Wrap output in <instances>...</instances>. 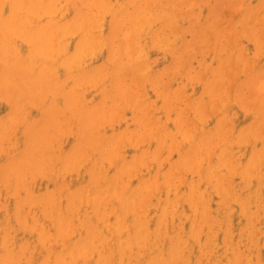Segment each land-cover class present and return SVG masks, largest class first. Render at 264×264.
I'll list each match as a JSON object with an SVG mask.
<instances>
[{
    "label": "rangeland",
    "instance_id": "1",
    "mask_svg": "<svg viewBox=\"0 0 264 264\" xmlns=\"http://www.w3.org/2000/svg\"><path fill=\"white\" fill-rule=\"evenodd\" d=\"M97 1H99V2H97ZM0 2H2V5H1V3H0V5L3 8V9L0 8V11H1L0 12V26H1V28H0V32H1L0 33V42H1L0 52L4 51V48L8 49V47H9L8 50L5 49L4 52L0 53L1 54L0 55V68H1L0 69L1 70V72H0V87L2 86L0 88V109H1L0 110V137H1V139H0V144H1L0 145V151H1L0 152V154H1L0 155V165H1L0 171L3 168H5V169H3L5 171V172L3 171L4 173L2 171H1L2 173L0 172L1 173L0 174V216H1L0 218H2V219L4 218L3 220L2 219L0 220V239H1L0 240V244H1L0 245V248H1L0 249V264L2 262H4L5 260H6L5 263H2V264H8V263L14 264V261H15V264H19V263L24 264V261L26 260V258H27V260H26L27 262L25 261V264H27L31 257H32V259H30V262H29L30 264H43L47 260H48V262H46L45 264H52V262L53 263L56 262L57 264H62L63 263L62 261L64 259H65L64 260L65 262L63 264H71L72 262H73L72 264H75L77 261H78L77 264H79V263L83 264V261H84L83 258L86 260V261H84V264H89V263L94 264V262L96 261V260L94 261V258L96 259L98 257L99 258L97 259V262H95V264L96 263L102 264V262H104L103 260H105L107 258V256L109 258H107L105 260L106 264L107 263L108 264H116V263H119V261H121L119 264H123V263L124 264H145V262H146V264H152V263L160 264V261H162V264L163 263L164 264H166V263L172 264L173 261H175V262H173V264H182V263L183 264H196L198 261H201L202 259H203L201 261L202 263L199 262L197 264H205V263L207 264L210 259L212 260V258H213V261L210 260L209 264H222V263L226 264V262H227V264L228 263L240 264L242 262H243V264H244V262L246 264H250L251 262H252V264H264V262H263L264 261V240H263V243L261 242L262 236L264 237V230H262V229H264V219H263L264 218V171H263L264 170V131H263V128H264V126H263L264 125V85H262V84H264V83H262L264 80V31H263L264 30V28H263L264 27V13H263L264 12V0H136V1L135 0H107V2H105V0L104 1L103 0H96V1L95 0L94 1L93 0H87V1L86 0H26V1L23 0V2H26V3H23L22 4L23 8L21 7L18 10H13L12 7H14V3L17 4L19 2V0H1ZM54 2H55V6H53ZM72 2H75L76 4L72 3ZM85 2H86V4H85ZM88 2H91V3H88ZM96 2L99 5L95 4ZM102 2L106 4V5L104 4L106 7L109 5L108 7H110V8H108V7H107V9H106V7L103 8L104 6L102 7V4H103ZM81 4H83V5H81ZM74 5H75V8H74ZM84 6L86 8H84ZM97 6H99V8ZM32 7H34V8H32ZM47 7L49 9H47ZM71 7H73V9ZM101 7L103 9H101ZM44 8H45V12H47L46 15H45V12L43 10ZM76 8L78 9L79 12L77 11ZM74 9H76V10L73 11ZM136 9H137V12H136ZM36 10H38L40 12L42 10L43 11H42V13H40L38 11L36 12ZM120 10H122L123 12H121ZM52 11L53 12L55 11L57 14L54 13L55 15L53 16ZM190 11L192 14L189 13ZM80 12L81 13L83 12V15ZM86 12H87V14H86ZM165 12H166V14H165ZM173 12H174V14H176V16L173 14ZM29 13L31 14V16L33 15V17L29 16L30 15ZM48 14H51L52 17L49 16ZM79 14H81V16ZM139 14H142V15H139ZM1 15H2V17H1ZM6 15H7V17H6ZM36 15H39L41 17L36 16ZM87 15H89L92 20H90L89 16L82 18V17L87 16ZM117 15H119L118 16L119 18H117ZM141 16H142V18L143 17L145 18L144 21H143V19L141 20ZM171 16L173 17V20H172ZM30 17H31L30 20H33L32 21L33 24L30 20H28ZM37 17H39V18H37ZM61 17H62L63 21L61 20ZM73 17H74V19L75 18L76 19L74 20ZM114 17H116V18H114ZM5 18H6V20H4ZM13 18H16L17 20L14 21L13 23H11V20ZM35 18H37V19H35ZM88 18L90 21L88 20ZM101 18H103V19L101 20ZM139 18H140L141 22H143L142 26L139 24V22H140ZM153 18H156V20ZM70 19H72V20H70ZM79 19L81 20V22ZM83 19L86 21H89L90 25L87 22H85ZM95 19L98 22L94 25V23L96 22ZM99 19H100V22H99ZM135 19H136V23H134ZM112 20L113 21L116 20V21L112 22ZM29 21H30V23H29ZM77 21H79V22H77ZM82 21H84L86 23V25H84L85 23L83 24ZM101 21H103V22H101ZM130 21H131V23H129ZM21 22H23V28L19 29L17 25H18V23H21ZM38 22H39V24H38ZM6 23H7V25H6ZM77 23H79V26H76V25H78ZM112 23H115V24L117 23L116 25H118L119 27L113 26L114 29L116 27V30H112L113 29V27L111 28ZM127 23H129L130 25H127ZM25 24H27V25L24 28ZM34 25L38 29H42V30H43V28L46 29V32L48 33V35H46V39L51 40L50 43H52V45H54V46L56 45L55 49L56 48L58 49V45H62L63 47L61 46L59 48L62 49L61 50L62 53L66 52L65 54L64 53L63 54L66 55V57L68 56V59L69 58L73 59L74 56L71 57L72 54L75 55L77 53H80L79 55L77 54L73 59L76 61V64H75V61H72V60H71L72 61V63H71L70 59L68 62L70 64H68L67 62H66V64L63 62L64 63L63 64L61 62V60H63V59H59L58 52L56 53V55L50 54V55H48V57H44L43 53L40 52V49H41L40 46L43 45L42 38H41V36L33 35V32H32V30H35L33 28H36ZM88 25H89V27L91 26V28L93 26L96 27V28H92V29L89 28V30L92 31L93 29H95L96 31L95 30H93V31L95 33L97 32L96 34H98V36H99V38H97L98 36L96 35L97 36L96 39H102L103 41L97 40V41H100L98 43L97 41H94L95 39L91 40L94 38V36L92 35L94 33H91L88 31ZM123 25H127L126 29L131 30L130 32H129V30H126L129 32V34H126L125 30H123L126 27V26L123 27ZM27 26L28 27L31 26V27L28 29ZM129 26H130V28H128ZM138 26H140L141 28L139 29ZM51 27H53L52 30H51ZM61 27H62V29H61ZM98 27L103 28V29H100ZM55 28H57V30ZM73 28H75V29H73ZM24 29L29 30V31H27L26 34H28V33L31 34V35H28V38L31 36L33 39L35 38L38 41L32 42V44H29L28 43L29 39L27 38V36L26 37L24 36V34H25ZM59 29H60V31H59ZM99 29L101 30V32ZM15 30H16V32H15ZM62 30H63V32H62ZM138 30H139V32H138ZM5 31H6V33L11 32L10 36L8 35L9 38H7L8 37L7 34H5V37H3V35H4L3 33H5ZM13 31H14V33H13ZM30 31H31V33H30ZM51 31H52V33L50 34ZM74 31H76V32H74ZM111 31H113V33ZM120 31H122V32L124 31L123 32L124 34L121 33ZM133 31H135V32H133ZM23 32H24V34H23ZM110 32L112 34H110ZM257 32L258 33L260 32V33L258 34ZM56 33H58V34L55 35ZM60 33H61V36H60ZM108 33H109V35H108ZM132 33L134 35H131L130 37H128ZM66 34H67V36H66ZM82 34L84 35L83 36L84 39L81 37L82 42H80L81 40L79 41L81 43V45H80L78 42V38L80 39L79 36H82ZM90 34H91V36H90ZM137 34H138V37H136ZM52 35H54V36L51 37ZM72 35L73 36L76 35V36L73 37ZM119 35H121V36L123 35V36L120 37ZM259 35H260V37H259ZM48 36H49V38H48ZM124 36H126V37H124ZM59 37H61L62 39ZM1 38H3V39L1 40ZM52 38H54V39H52ZM130 38H132V39L130 40ZM118 39H120V40H118ZM90 40H91L92 44L97 42L98 45H97V43H95L96 45L95 44L92 45L89 42ZM127 40L129 42L131 41V43H129ZM60 41H62L61 44H60ZM71 41H73V42H71ZM107 41H108V43L105 44V42H107ZM109 41H110V46H111L110 49L112 50V52H114L113 55L111 54L112 52H108L111 50H107V49H109ZM67 42H68V44H67ZM122 43H126V46L124 45L125 48L120 45ZM35 44H38L37 47H35L36 46ZM67 45H70V46L67 47ZM78 45H80V46L77 47ZM127 45L128 46L130 45L131 49L127 50L126 49V47H128ZM24 46H25V48H24ZM86 46H87V49L88 48H92V49H88L89 50L88 51L85 49ZM2 48H3V50H1ZM22 48H23V50H22ZM82 48H84V49L82 50ZM11 49H13V50H11ZM31 49H33L32 54L30 56H27ZM70 49L72 52L69 51ZM77 49H79V50H77ZM123 49H124V51L127 50V53L124 52V53H126V56H125V54L122 55ZM85 50H86V53H85ZM10 51H12V52L10 53ZM115 51H117V52H115ZM92 52L94 53L95 57L91 55ZM95 53H96V55H95ZM6 54H8V55L6 56ZM86 54H88V55H86ZM110 54L112 55L113 58L111 57ZM107 55L110 57H108ZM10 56H13V57H10ZM50 56H52V57H50ZM54 56L55 57L58 56V58L56 57L58 60ZM9 57L11 58V60ZM38 57H39V59H38ZM35 58H36V60H35ZM54 58L57 60L56 62H54L55 61ZM110 58H112V59H110ZM122 58H124V59L126 58V60H124V63H123V61H121ZM77 59H79L80 62H78ZM116 59H118V60H116ZM47 60H48V62H47ZM119 61H120V63H119ZM33 62H35V63H33ZM49 62L50 63L54 62L56 65L54 63L48 64ZM115 62H117V64ZM157 62H158V64H157ZM84 63L87 66H85ZM37 64H39V65H37ZM89 64H90V67H89ZM99 64H100V66H103V67L100 68ZM32 65H33L34 69L32 68ZM50 65L51 66L53 65L52 68L54 67L55 70H52ZM68 65L73 67L71 69L73 71H68L71 68ZM160 65H162V66L159 67ZM35 66H36V69H35ZM47 66H48V70L51 71L50 73H48L49 77H50L49 74H51L53 72L54 73L52 75H54V77L55 76H59V77H57V78L52 77L51 78L53 85L49 86V88H47V87L44 88L46 91L45 93H48V95H46V97H45L44 89H42V88L45 87V85L48 82L45 81V77H47V75H45L43 77L44 71L42 72V70H44ZM56 66H58V68ZM80 66H81V68H80ZM95 66H98V70L100 69L99 72L97 70L98 75H94V73L97 69V68H95ZM107 66H108V68H107ZM86 67L87 68L89 67V69H87ZM109 67L114 68V69L110 68V71L112 74L109 72V70H107V69H109ZM90 68H91V71H90ZM75 69H77V70L75 71ZM82 69H85V70H82ZM102 69L105 72H103ZM126 69H127V71H126ZM129 69H132V70L129 71ZM153 69L155 71H157L154 73L156 75L154 77L152 75ZM31 70L33 72H31ZM79 70H81L82 72ZM143 70L145 72L142 73ZM158 70H161V71L159 72ZM28 71H29V73L30 72L32 73V75L30 73V75H31L30 78L26 77V75L29 74ZM86 71H87V73H86ZM107 71H108V73L106 74ZM131 71L132 72L135 71L133 74H135L136 76L131 75V73H132ZM21 72L23 75H25V72H26V75H25L26 78L23 77V75L21 76ZM73 72L75 73V75ZM76 72L78 73L77 74L78 76H76ZM1 73H2V75H1ZM10 73H12L14 76ZM79 73H82V74L86 73L87 74V77L84 76L85 80L82 77L83 75L79 74ZM3 74H5L6 77L3 76ZM15 74H16V76H15ZM68 74H69V76H68ZM109 74H111V75H109ZM10 75H11V77H10ZM72 75H74V76L72 77ZM104 75H106L107 77L105 78ZM149 75H151V78ZM12 76H13V78H12ZM79 76H81L80 78L82 79V82L77 80V79H80V78H78ZM99 76H100V78H99ZM103 76L105 79L103 78ZM14 77H16V78L14 79ZM67 77H69V78H67ZM75 77L77 79H75ZM102 78H103V80H102ZM43 79L45 81V84L41 83V81H43ZM114 79H115V81H114ZM258 79H260V80H258ZM115 82H116V84H115ZM22 83H24V84H22ZM40 83L44 86H41ZM63 83H65V85ZM239 83H242L241 88H240ZM66 84H67V86H66ZM84 84H87L89 86H85ZM238 84H239V87L237 86ZM35 85L39 86L38 87L39 89L37 88L38 90L36 89ZM114 85H117V86L114 87ZM74 86L76 88H74ZM79 86L81 88H79ZM94 86H95V89H94ZM102 86L105 88H103ZM109 86H110V88H109ZM30 87H32V88L34 87L32 92H30V90H29ZM51 87H52V89H50ZM255 87L256 88L258 87L257 92H256L257 94L255 93L256 89L254 90ZM54 88H57V89L60 88V89L57 90ZM73 88L75 89L74 91H78L77 93H74L75 95L78 96V99H79L78 101L80 102V99H83L82 103H84V104H82V105H87V106H89V108H92L93 106L94 107L97 106V103H98V105L100 107L97 106L96 109L99 108V109H97V112H100L98 114L102 113L103 118L101 117L98 119L96 117V119L98 121L100 120L98 123H101L102 126L99 125L98 123L97 124L99 125V127L97 124L95 126H93L92 128H91L92 124L90 126H88V124H89L88 122L91 120V118L85 119V117L83 118L82 116L80 117V115H78V114L82 115V112L86 113V111H87V109H84L83 107L80 108L81 106L79 108H76V107L72 108V110H80L79 113L77 112V117L79 116L80 118H82L81 121H80L79 117L77 119L74 116L75 115L74 113H76L75 111H72L70 107H67L69 110L66 109V105H68V104L72 105V103L74 104L76 101V99H72L73 100L72 103H68L67 100H64L66 97L65 95H67L71 91H72L71 93L74 92ZM106 88L109 89V92H108L109 95L107 94L108 89H106ZM114 88H116L117 92L114 90ZM214 88L217 89V91H214ZM238 88H240V89H238ZM41 89H42L43 94L41 93ZM47 89H50V90L47 91ZM104 89H106V90L103 91ZM81 90L84 94L85 93L86 94L82 95ZM94 90H96V92ZM237 90H239V91H237ZM261 90H262V92H261ZM35 91H37V93ZM93 91L95 92V94ZM110 91H111V93H110ZM209 91H210V93H209ZM236 91L240 92L241 94L240 93L238 94ZM253 91H254V93H253ZM39 92L41 93V97H40ZM80 92H81L82 96L79 95ZM90 92H91V94H90ZM103 92H104V95H106V96H104V95L101 96ZM217 92L219 94H217ZM236 93L238 94L237 96H236ZM115 95H116V97H115ZM77 96H76V98H77ZM55 97H56V99L58 98V101L56 103L57 109L59 107L60 108L64 107L63 109H58V111H57V109H55L53 107V106H56L55 105L56 101L54 100ZM80 97H82V98H80ZM86 97H91V98L86 99ZM92 97H94V98H92ZM104 97L106 100L104 99ZM41 98H43V99L45 98V99L44 100L42 99V101H41ZM97 98H99V99H97ZM36 99H37V101H36ZM46 99H47V101H46ZM89 99L91 100L92 105L90 104ZM101 100H103V101H101ZM107 101H108V104H110L109 107L107 106L108 105ZM112 101H114V102H112ZM3 102H5V103H3ZM40 102H43V106H42V103H40ZM44 102H47V103H44ZM52 102H53V104H52ZM102 102H103V104H101ZM76 103H77V101H76ZM12 104H15L13 106V110H11L12 108L10 107V106H12ZM26 104H27V106H25ZM34 104H36L37 106ZM33 105H34V108H33ZM72 106H75V105H72ZM26 107H28V108H26ZM102 107L103 108L105 107L107 110L105 108L102 109ZM9 108H10V112L8 113ZM30 108H32V109L30 110ZM51 108L53 110L55 109V111L53 112L51 110ZM100 109H102L105 113L102 112ZM26 110H29V111H26ZM49 110L52 112V114H54V116H52V119L53 120L55 119L54 121L50 118L52 114L51 113L47 114L48 112H50ZM61 110H65V112L63 113ZM43 111L46 113H43ZM56 111H57V114H55ZM107 111L108 112L111 111L112 113L110 112V115H109V113L106 114ZM70 112H71V116L73 115L74 118L69 116ZM257 112H259V113H257ZM3 113H4V115H3ZM16 113H18V114H16ZM61 113H63L62 117L60 116V115H62ZM23 114H24V116H23ZM46 114L49 115L48 118L53 121L52 123L50 122L49 119H46L48 124L43 121L44 117H46L45 116ZM95 114H97V113L93 112V115H91V117L92 116L95 117ZM105 114H106V117H105ZM40 115L42 116V118ZM58 115L60 116L59 120H57L59 118ZM66 115H68L67 116L68 118H65ZM25 116L27 117V119L25 118ZM108 116H109V121H108ZM38 117L41 119H39ZM94 117H92V118L94 119ZM17 118H18V120H16ZM69 118L71 119V121ZM68 119H69L68 122H70V123L66 122ZM83 119L85 122L83 121ZM96 119H94V121ZM74 120H76V121H74ZM103 120H105L104 125L102 124ZM14 121H15V123H14ZM77 121H78L79 125L77 124ZM34 122H38L37 125ZM55 122L57 124H55ZM71 122H73V123H71ZM95 122H97V121H95ZM95 122H93V124ZM59 123H60V125H59ZM67 123H68V125H66ZM85 123L87 126H85ZM109 123L111 125H109ZM258 123H260L261 128H260V126H257V125H259ZM18 124H19V126H18ZM49 124H51L53 126L50 125V127H48ZM261 124H263V125H261ZM28 125H29V128L27 129ZM35 125H36V127H35ZM42 125H44V126H42ZM83 125L85 128L83 127ZM116 125H117V127H116ZM110 126H111L112 130H111ZM7 127L9 129V131H7L8 130ZM37 127H38V129L36 131L35 128H37ZM74 127H75V129H74ZM120 127L122 129L124 128L123 129L124 132ZM258 127L260 128V130L257 129ZM31 128H34V130L32 129L34 131L32 133L33 137L30 134L32 131ZM39 128H41L42 130ZM49 128H50V130H49ZM57 128H58V131H56ZM82 128L84 129V131L82 130ZM88 128H90L89 134L87 133ZM93 128H96V129H94L96 131H93V133L91 134ZM116 128L117 129L119 128L120 130L119 129L117 130ZM243 128H244V130H243ZM13 129H15V130H13ZM24 129L25 130L27 129V131H25ZM46 129H47V131H46ZM60 129H63V130H60ZM67 129H68V131H67ZM76 129H78V132H76L77 131ZM256 129L258 132L256 131ZM59 130L61 131L60 132L61 134L59 133L60 135H56L57 136L56 137L55 134H58ZM72 130H74V132ZM28 131H30V133ZM82 131H83V133H81ZM106 131H108V132H106ZM236 131H237V135L235 134ZM39 132L42 134L41 136L39 135ZM43 132H44V134H43ZM50 132H51V134H50L51 136H49L48 138L49 139L51 138V141H49L51 145L49 144V142H47L49 139L46 138V143L43 142L44 140H41V139L45 138L46 136H48L47 133H50ZM52 132L54 133V135H52ZM65 132H66V134H65ZM72 132L75 133L74 135L76 137L74 135L72 136V134H73ZM105 132H106V134H105ZM119 132H121L120 134L122 137H123V135L124 136L126 135L127 138L124 137V139L123 138L121 139V136H119L120 134H118ZM221 132H222V135H224L223 136L224 139H223L222 135L220 136ZM24 133H26V134H24ZM34 133H37L38 135H36ZM68 133H69V136H68ZM100 133L103 135L105 134V135L101 136ZM113 133H115V134L113 135ZM122 133H123V135H122ZM247 133L252 138L250 136H248ZM62 134L65 136L63 137ZM116 134H118V135H116ZM23 135H25V136L23 137ZM34 135H36V136H34ZM66 135L68 138H66ZM204 135H206V136H204ZM246 135H247V137H250L248 139H252V140L251 141L247 140ZM37 136H40L39 139L35 138ZM93 136L95 139L93 138ZM225 136H227V137L229 136L228 138L227 137L226 138L228 139L227 142H229V141L231 142V143H229L230 146L225 141V140H227L225 138ZM74 137L77 140L79 139L78 143L76 142V139ZM9 138L12 140H10ZM56 138H57V140H55ZM115 138H116V141H115ZM125 138L128 139V141ZM28 139H31L30 140L31 142L28 141ZM53 139L55 142L53 141ZM67 139L69 141V146H68V141H66ZM80 139H81V142H80L81 144L79 143ZM105 139H108V140H105ZM118 139H121L122 141L118 140ZM206 139L208 140L209 146H208ZM35 140L36 141L41 140L40 143H42V144H40L39 147L41 146L40 148H42L45 144L46 146H44V148H42L45 150H42V149L40 150V148H39L37 150V153H36L35 148H38L39 143H37L38 141L36 142ZM86 140H89L90 142H88ZM98 140H100L99 143L97 142ZM6 141H8V142L5 143ZM106 141H110L109 145L108 144L106 145V143H107ZM117 141H119L120 144L123 142V144L120 145L119 143H117ZM13 142H14V145H13ZM28 142L31 144H29ZM35 142L37 143L36 146H35V144H36ZM73 142H76V143L74 144ZM205 142L207 144H205ZM219 142H220V144H219ZM8 143H10L11 145H9ZM17 143H18V145H15ZM52 143L56 144V145H53ZM95 143H97V144H95ZM21 144H22V147H20ZM25 144L26 145L29 144L27 147L32 151H29V149L26 150L27 147H25L26 146ZM100 144H102V146H103L102 148H100L101 147ZM112 144H113V146H111ZM49 145H50V147L47 148V146H49ZM59 145L61 148L58 149ZM92 145H94V146H92ZM98 145H99V147H97L98 148L97 149L96 146H98ZM114 145H117V146L114 147ZM118 145L121 146V149ZM240 145L242 146V148ZM1 146L7 147V148L5 147L6 149H3L7 153V156H6V153L3 152ZM62 146H63V148H62ZM82 146L85 147V150H84V147L82 148ZM107 146H110V148H107ZM207 146H208V148H207ZM69 147H71V148L74 147L75 149L73 148L72 150H75V151L79 149L78 151H76V154H78L77 152H79V155H81L82 158L80 159V156L75 154L77 157V160H78V161H76V158L74 157V153H72V155L71 154L69 155V153H71V151H72L71 148H69ZM93 147H95V148L93 149ZM104 147H105V149L107 148V150H105ZM21 148L24 150L22 151ZM53 148H55V149L57 148L56 151ZM81 148L84 152L86 151L87 153L86 154L83 153L84 155L81 154L80 153V151H82ZM115 148H117V150ZM16 149H18V150H16ZM52 149L55 152H58V150H59L60 151V152H58L59 155L57 153L55 154V152L53 153V151H50ZM64 149L66 151L70 149L71 151L69 150L70 152L69 151L66 152V151H63ZM108 149H109V152H107ZM111 149H113V150H111ZM224 149L227 151H225ZM33 150H34V152H33ZM94 150H95V152H94ZM100 150H101V153H100ZM103 150L109 154L108 155V157L110 156L109 158L106 157L107 153L102 152ZM122 150L124 153L122 152ZM21 151L22 152L25 151L27 153L30 152V154L32 152L31 157L32 156L33 157L31 158L29 156V154H27V155L25 154L23 156V154L25 152L23 154H21L22 153ZM38 151H40L39 154H41V155L38 154ZM41 151H42V153H41ZM43 151H45L44 154H43ZM75 151H72V152H75ZM111 151L115 152V154L116 153L118 154L119 157L115 156V158L117 157L116 161L114 160V158H113L114 156H112L113 152H111ZM119 151H120V153H119ZM216 151L218 152V154L223 155L225 153V155H223V156L218 155L216 153ZM247 151H250V152L248 153ZM19 152H21V153H19ZM47 152H48V154H47ZM50 152H51V154H50ZM208 152H209V154H208ZM3 153H5V154H3ZM8 153L13 154V155H9ZM34 153H36V154L34 155ZM104 153L106 156H104ZM134 153L136 156L134 155ZM138 153H140V154L138 155ZM226 153L229 154V157H227ZM243 153L245 154L244 156L242 155ZM262 153H263V155H262ZM45 154H46V157H45ZM88 154H89V157L91 156L92 158L90 157V159H89ZM120 154H122V155H120ZM123 154H125V155H123ZM36 155L38 158L36 157ZM48 155L50 157L53 155V157H51V159L55 160L56 163H54V161H52L51 159L49 160L48 158H50V157ZM61 155L64 157H61ZM96 155H98L99 158L96 157ZM16 156H19V158L23 156L21 159L24 161H25V158L27 156L30 157V159L28 161L29 163L27 162L28 158L25 162L24 161L22 162L23 164L20 162V164H22L20 167V168H22L21 171L18 167V164L14 162V160H16V162H18L17 161L18 158L16 159ZM57 156H59V158L61 160ZM68 156H69V158H68ZM70 156H73L75 159L72 157V160H73L72 161ZM111 156L113 158L111 160V162H113L114 165H113V163L109 162L111 159ZM131 156L133 157V160H131V158H132ZM219 156H221V157L219 158ZM261 156H263L262 160L260 158ZM44 157L46 158L45 161L43 159ZM206 157H207V159H206ZM239 157H240V159L241 158L243 159L244 163H243L242 159H241L242 162L240 161ZM55 158L59 159V160H56ZM126 158H127V160H123ZM12 159H13V161H12ZM21 159H20V161H21ZM33 159H34V161H31ZM62 159H64V160H62ZM99 159H102L103 162ZM227 159H230V160L232 159L231 160L232 162H230V160H229L230 163H228ZM233 159H235V160H233ZM35 160L37 162L41 160V161H43V163L38 162L39 164L38 163L36 164ZM66 160L69 161V162L67 161L69 163V165L67 164V162H66V164H64ZM82 160L83 161L86 160L85 163L81 162ZM96 160H98V161H96ZM216 160H217V162H220L219 164L221 167H218L219 164H217ZM260 160H261V162H260ZM70 161L73 162V164ZM74 161H76L78 163L76 164V162H74ZM225 161H227V163ZM49 162L51 164H49ZM107 162H109L110 164L108 165ZM126 162L127 163L130 162V163L127 164ZM11 163L17 164V166L15 167V165L11 164ZM70 163L73 165V167H70ZM79 163H80V166H78ZM100 163H101V165L103 163H105V164H104V166L103 165L101 166ZM115 163L117 164V166L115 165ZM118 163L120 165H118ZM140 163H144V164H140ZM239 163H240V165H238ZM7 164H8V168L6 166ZM10 164H11V166L13 165V167H11ZM35 164H36V166H35ZM45 164L49 167L47 168V166ZM81 164H83V165H81ZM124 164H127V167H128L127 170L128 169L130 170L129 173H127L128 171L126 172V170H125L126 166ZM129 164H130V167L134 166L135 164L138 167L136 166V169L134 170L135 166H134V168L132 167V169H131L129 167ZM242 164H244V165H242ZM259 164L261 166H259ZM42 165H43V167H42ZM94 165H95V167H90V166H94ZM105 165L107 167L109 166V168H107ZM2 166H3V168H2ZM4 166H6V167H4ZM22 166H24V167H22ZM57 166L58 167H64V169L58 168ZM67 166H68V168H66ZM98 166L101 168L98 169L99 168ZM191 166L193 169L191 168ZM28 167L31 168L32 171H30V169ZM36 167H37V170H39V171L42 170V171L37 172ZM41 167H42V169H40ZM209 167H212V168L215 167L217 170V171L215 170L216 173L215 174L212 173L213 172L211 170L212 168H209ZM233 167L236 168V171L238 172V174L234 171L235 168L233 170ZM249 167L251 169H249ZM6 168L9 170H7ZM10 168H12V169H10ZM14 168H16V170H14ZM23 168L26 169V172ZM43 168H45V169H43ZM84 168L86 171L84 170ZM89 168L92 170L94 169V171L96 170V173L92 170H89ZM196 168H197V170H196ZM225 168H226V170H225ZM17 169H18V171H17ZM59 169L62 170L61 173H60ZM71 169H72V171L69 174V171ZM227 169H229V171ZM52 170H53V173L51 172ZM99 170H103V171H100V173H101L100 175H99ZM115 170H117V171L115 172ZM124 170L126 173L124 172ZM208 170H209V172L210 171L211 172L208 173ZM15 171H16V174H14ZM118 171H119V173H118ZM11 172H13L12 175L11 174L7 175V173H11ZM17 172H19V173L17 174ZM44 172L46 173V176H49V179H48V177L44 176L45 175ZM91 172H93V174L95 175V179L91 178L93 176V174L92 175L89 174ZM102 172H104V173H102ZM204 172L206 173V175H204ZM219 172H221V173H219ZM223 172H225L226 174ZM26 173L30 174V175H24ZM211 173H212V175H210ZM21 174H22V176H20ZM120 174H121V176H120ZM165 174L167 177L165 176ZM199 174H200V176L203 175V176L207 177L206 180L204 177H201V180H202V182H201V180L199 179V177H200ZM220 174L224 175V176H221V178H220L219 177ZM228 174L230 177L228 176ZM261 174H263V175H261ZM10 175H11V177L16 176L17 178L16 177H15V179L13 177L11 178ZM130 175H131V177H130ZM225 175L229 178V180ZM8 176H9V178H6ZM39 176H41V177H39ZM60 176H62V177L60 178ZM125 176H126V178H124ZM238 176H240V177H238ZM254 176H256V177H254ZM2 177H3V179L4 178L5 179L3 180ZM20 177H22L21 179L24 178L25 181L23 182V180H24L23 179L20 182L19 181L20 179L18 180V178H20ZM51 177H53V178H51ZM89 177L91 179H89ZM100 177L101 178L103 177V178L100 179ZM122 177H123V179H121ZM163 177H164V179H163ZM225 177H226V179H225ZM127 178H129L130 181L131 180L132 181L130 182ZM231 178H232V180H231ZM9 179H11V180H9ZM32 179H36V181L32 180ZM77 179H79V180H77ZM118 179L121 181V182H119L121 184L118 183V181H119ZM141 179H142V182H141ZM147 179H150V180H147ZM220 179L222 181H224V179H225V181L223 183H221L219 181V183H218V180H220ZM257 179L259 180V182ZM8 180L10 182L7 183ZM95 180L99 181V183L96 184L97 187L94 186L96 183ZM145 180H147L151 184L148 182H145ZM187 180H190V181H187ZM234 180H235V182H234ZM256 180H257V182H256ZM12 181H13V183H12ZM15 181H17V182H15ZM31 181L34 183V186H33V183ZM69 181H70V183L71 182L72 183L70 184ZM102 181L104 184L103 183L100 184ZM116 181H117L118 185L116 184ZM186 181H187V183H186ZM191 181H192V183H191ZM196 181H199L200 184L198 182V184H199L198 185ZM207 181H209L212 184V186L210 185L209 182L207 183ZM241 181H242V183H241ZM91 182H94V183H91ZM109 182H111L112 184L114 183V184L112 185L110 183V186H108ZM124 182H126L127 184H130L132 190H130V186L127 184H124ZM162 182H164L166 184V186ZM225 182L227 183L226 185H225ZM6 183L8 185V189H7ZM17 183L18 184L21 183L24 186L21 184H19L20 186L19 185L17 186ZM58 183H60V184H58ZM140 183H142V184H140ZM172 183H175L174 186L171 185ZM215 183H218L217 187H216ZM68 184H70V185L68 186ZM81 184H82V186H81ZM146 184L147 185L149 184V190L150 191L147 190ZM186 184L189 185V187H188L189 189L187 188ZM191 184H193V185H191ZM205 184H206V186H205ZM223 184L225 185V187H224L225 189L223 188V186H224ZM231 184L232 185L234 184V185L232 186ZM115 185H116V188L115 187L114 188L119 189V190H116L115 192L118 191L117 194L121 192V194H118L117 196H114L115 193L113 191V190H115V189H113V186H115ZM175 185L178 186V188ZM190 185L192 186V188L193 187L194 188L193 189L190 188ZM27 186H29V192H28V190H25V188L28 189ZM44 186H45V188H44ZM86 186L88 188H86ZM123 186H125L124 187L125 190H124ZM141 186H143V187H141ZM196 186H197V189L198 190L200 189L201 191L200 190L198 191L195 188ZM208 186H209V188H208ZM46 187L48 189H46ZM50 187H52V188H50ZM74 187H76L77 189ZM109 187L112 189H110ZM121 187H122V190H124V191L121 190ZM31 188H33L32 190L34 193L33 192L31 193V190H30ZM81 188H83V189H81ZM175 188L178 189V190L177 189L175 190L176 192L173 191ZM234 188L236 191L234 190ZM3 189H4V191H3ZM17 189H19L20 191ZM60 189H62V190H60ZM85 189L88 192L87 193L88 196L87 195L86 196L88 197L89 200H87V201H85V199H87V197L84 198L85 195L83 193V192H86ZM141 189H142V191H141ZM169 189L171 191H169ZM217 189H218V191H217ZM244 189H245V191H244ZM16 190H17V192H16ZM47 190L49 191L48 193H46ZM50 190H53V192H54L53 194H55V195L51 194L52 191H50ZM55 190H57V192ZM69 190H71V192H69ZM110 190L113 191L114 194H112V192ZM206 190H207V192H206ZM10 191L11 192L13 191V194ZM23 191H26L25 192L26 194H24ZM99 191H101V193H99ZM158 191H159V193H158ZM164 191H165V193H164ZM190 191H194V193H191ZM196 191H198L197 195L198 196L200 195L199 198L197 195L195 196ZM58 192H60V193H58ZM65 192H68V193H65ZM74 192H75V194H74ZM90 192H91V194H90ZM124 192L127 193V195L124 194ZM174 192H175V194H174ZM5 193L8 194V197L6 196ZM21 193H23V194H21ZM93 193H96V194H93ZM140 193L142 194V197L144 196L143 198L142 197L140 198ZM186 193H187V196H185ZM202 193H203V195H202ZM237 193H238V195L236 196ZM14 194H17V195H14ZM48 194L51 197L47 196ZM77 194H79V195L77 196ZM89 194L92 196H89ZM204 194L207 198L204 196ZM209 194L210 195L212 194V196L210 197ZM227 194H229V195H227ZM56 195L58 196V198ZM73 195H74L75 199L73 198ZM93 195L94 196L96 195V196L93 197ZM98 195L100 197V198L98 197L99 199L96 198ZM110 195L112 197H110ZM119 195H120L121 203L119 201V197H118ZM124 195H126V196L124 197ZM157 195L160 197H158ZM34 196H35L34 200L35 199L37 200L40 198V199H44L45 201H48L46 199L49 197L48 198V199H50L49 201H55L56 204L54 202L51 203L49 201L46 202V204H44V202H45L44 200H42V201L37 200V202H36L32 199ZM42 196H44V197L46 196L47 198L46 199L44 197L41 198ZM52 196H55V197H52ZM101 196H102V198H101ZM132 196L134 198V200H133L134 203L131 202L133 199ZM167 196H172V197H170V199H169V197H167ZM190 196H191V198L192 197L193 198L191 199ZM62 197L65 199V201ZM106 197L108 199L110 197V201L108 199H106ZM115 197H117L118 199ZM126 197H127V199L125 201H122ZM145 197H146V199H145ZM175 197H177L176 199L178 201L180 200V202H178L175 199ZM178 197L180 199H178ZM28 198L32 199V202H34V204ZM194 198L195 199L198 198V199H196L198 201H196ZM229 198L231 199V202H230ZM26 199L28 200V202ZM56 199H58V200H56ZM79 199L81 201H79ZM139 199H142V201H139ZM150 199L153 200V202L150 201ZM172 199H175V200L172 201ZM208 199L210 200L209 203L207 201H205ZM214 199H216V201L218 203ZM223 199L224 200L226 199L225 202L229 206H226V204L225 205L222 204V201H224ZM16 200H18V201H16ZM76 200L79 202H75ZM112 200H113V202H112ZM188 200H190L192 203ZM250 200H252V201H250ZM106 201H108V202H106ZM126 201L129 202L127 205H126ZM147 201H148V203H146ZM181 201H182V204H181ZM194 201L197 202V203L195 202V204L197 206L194 205ZM199 201H201L202 205ZM71 202H72V204H71ZM104 202H106V203H104ZM143 202H144V205H143ZM229 202L231 203V205ZM242 202H243V204H242ZM15 203L18 206H16ZM30 203H31V205H30ZM47 203H49V204H47ZM63 203H64V206H63ZM76 203H77V205H75ZM124 203L127 206V208L124 205ZM139 203H140V205H139ZM162 203H163V205H162ZM198 203L201 206H199ZM78 204H80V205H78ZM95 204L97 206H94ZM101 204H104V205L102 206ZM141 204L144 206V208H143V206H141ZM145 204H147V205H145ZM170 204H171V206H170ZM176 204H177V206H176ZM191 204H193V206ZM206 204L208 207H209V204H211V205L209 208L206 206L207 207L206 208L204 206ZM239 204H240V207H239ZM21 205H23L22 206L23 208L21 207ZM28 205L30 207H27ZM41 205H42V207L44 206V208H42ZM54 205L56 207H54ZM58 205L61 206L60 210H58V207H59ZM67 205H68V207L70 206L71 208H65V207H67ZM84 205H86V206H84ZM107 205H109V207L110 206L116 207V209H114L112 207L110 209ZM128 205H130V208H132V209L134 207L135 209H133V210H135V211L138 210L140 208V206L142 207V209L139 211H136L137 214H135L136 212L135 211L133 212L130 208H128L129 207ZM134 205H136V207L138 209ZM152 205H154V206H152ZM160 205H161V207H160ZM172 205L175 206V209ZM215 205L219 206V208L217 207L218 209H216ZM5 206L7 208L9 207V209H7ZM45 206H46V208H45ZM74 206H76V207H74ZM77 206H79L80 209ZM83 206L85 207V209H83L84 208ZM123 206H125L126 210L123 208ZM156 206H157V208H156ZM169 206L172 209L166 208ZM13 207H15L16 210H14L15 208L13 209ZM73 207H74V210L72 209ZM89 207H90V209H89ZM91 207L93 209H91ZM199 207L202 208L203 210L201 211ZM50 208H52V209H50ZM86 208L88 210V213H87ZM100 209L102 212L100 211ZM112 209H113V212L111 211ZM145 209H147V210H145ZM221 209H222V211H221ZM243 209H244V211H243ZM12 210H14L16 212L14 213V211H12ZM26 210L28 211L27 213H26ZM32 210H34V214L32 215V218H34V216H35L34 222H33V219L31 218V213L33 212ZM40 210L41 211L43 210L44 213L41 212ZM44 210H47V211L45 212ZM49 210H51V211H49ZM109 210L112 213H110L108 215L107 213H109V212H107V211H109ZM128 210H130V212ZM178 210H180V211L182 210V212H180V211L178 212ZM3 211H5L7 213L9 212V214H8L9 216L7 217V214L5 215V213ZM105 211L107 213H105ZM188 211H189V213H188ZM198 211H199V213L202 212V214L200 213L201 214L200 215L198 213ZM207 211H210V212H207ZM226 211L227 212L229 211L230 214L229 213L227 214ZM248 211H249V213H248ZM260 211H261V213H260ZM1 212H3V213H1ZM116 212L118 213L119 216L115 215V214H117ZM121 212L122 213L126 212L123 214L125 215L128 213V215H125V216L120 215V214H122ZM152 212H154V213L152 214ZM190 212H191V214H190ZM223 212L225 214H223ZM28 213H30V214H28ZM36 213L39 214V215L37 214V216H39V218L36 216ZM69 213H71V214H69ZM92 213L95 215H93ZM101 213H102V215H101ZM144 213H146L145 214L146 216H143ZM149 213H151V216L148 215ZM159 213H161V214H159ZM196 213H197V215H196ZM254 213H256V214H254ZM23 214L27 215V216H21ZM44 214L46 217L44 216ZM50 214L54 218L52 216H50ZM65 214H66V216H65ZM184 214H186L187 217ZM193 214H195V215L193 216ZM236 214H240V215L237 216ZM260 214L262 217L258 216ZM55 215L57 218L55 217ZM75 215L78 218H76ZM88 215H89V217L87 218ZM100 215L103 216V218H104V219L102 218L103 221L105 219H107V221L105 220L107 225L104 223L105 221L104 222L101 221ZM164 215H165V217H164ZM203 215H205L206 220L204 219ZM228 215H231V216H229V219H228ZM256 215H257V217H256ZM48 216H50V217L48 218ZM60 216H61V218L63 216V218H62L63 220L60 219ZM134 216H136V217H134ZM157 216H158V220H157ZM172 216H174L173 219L171 218ZM177 216L178 217L180 216L179 217L180 219ZM16 217H17V221H16ZM23 217H26V219H25L26 223L23 222L24 221ZM81 217L83 219L80 220ZM97 217L99 220L97 219ZM115 217L117 220L121 219V222L119 220L117 221L115 219ZM147 217L149 218L148 219L149 221L146 219ZM169 217H170V219H169ZM198 217H201V219ZM258 217H259V219H258ZM7 218H9V219L7 220ZM21 218H23V219H21ZM67 218L68 219L72 218V220H66ZM123 218L125 221L122 220ZM165 218L167 221H165ZM183 218H184V220H181ZM195 218L197 221L195 220ZM219 218H220V220H219ZM243 218H244V220H243ZM57 219H59V221H57ZM96 219L98 221H96ZM110 219H111L112 223L108 224ZM141 219H142V222L140 221ZM143 219H144V221H143ZM155 219L157 220V222L160 221V223L157 224ZM190 219H192V220L190 221ZM19 220H20V222H18ZM50 220H52L53 223H51L52 221L50 222ZM60 220L63 222L61 223ZM94 220L96 222V225H95ZM113 220H115L117 222V224L121 223V228H123V230H121L122 232L119 231L121 229V228L119 229L120 225L116 224V226H115L114 223H116V222ZM137 220L139 223L137 222ZM145 220H146L147 224H146ZM180 220H181V222H179ZM201 220H202V222H201ZM208 220L210 222H208ZM236 220L238 222H236ZM13 221H14V223H13V225H11ZM35 221L36 222L38 221L37 224L35 223ZM65 221L68 222V226L70 225L69 226L70 228H67L68 230H66L67 222H65ZM189 221H190V224H188ZM205 221L207 223H205ZM22 222H23V224H21ZM69 222H70V224H69ZM78 222H79V225H78ZM118 222H120V223H118ZM133 222H135L136 224ZM167 222L168 223L170 222V223L168 224ZM2 223L6 224V225H4ZM41 223H42V227H41ZM57 223H59V225ZM85 223H86V225H85ZM124 223H125V225H124ZM140 223H141V225L143 224L142 227L140 226ZM196 223L198 224V225H196L198 228L194 227ZM199 223H201V224H199ZM202 223L204 225H202ZM208 223L210 225H212V224L213 225L210 226ZM226 223H227V225H226ZM48 224L50 225V227ZM72 224H75V225L73 226ZM149 224H150V226H149ZM177 224H179V226ZM214 224H216L215 226H219V227H217V229H215L216 227H214ZM3 225H4V227H2L3 229H1V226H3ZM19 225L21 227V230L18 229V228H20ZM34 225H39V226H37V228H34ZM57 225H58V228H60V230H62L61 229L62 227L60 225H63L64 226L63 229H65L62 232L61 231L58 232L59 237H58V234H56L58 230L55 232V230H56L55 227H57ZM71 225L73 226V229H71ZM152 225H153V228H152ZM191 225H193V226L190 229ZM236 225L238 227H236ZM13 226H14V228H13ZM113 226H115V227L113 230H111L112 229L111 227H113ZM145 226L146 227L148 226V227L146 228ZM25 227L26 228L29 227V228L26 229ZM30 227H32V228H30ZM45 227H46V229H44ZM96 227H98V228H96ZM124 227L127 230L129 229V231L125 232L126 229ZM182 227H184V229H186V231L184 229H182ZM79 228H80V230H79ZM88 228H90V229H88ZM93 228H94L95 232L92 231ZM107 228H111V229H107ZM134 228H135V230L137 228H139L140 232L137 233V230L135 231ZM203 228H204V230H203ZM212 228H214L215 231L216 230L217 231L215 232L214 229L211 230ZM218 228H219V230H218ZM237 228H238L239 232L237 231ZM244 228H246L247 230L244 231L245 230ZM13 229L15 231L12 232ZM22 229H24V230H22ZM70 229L74 230V231H71ZM100 229H102V233H101ZM144 229L145 230H147V229L151 230L150 232L147 230L149 235L147 234V232ZM156 229H157V231L155 232ZM178 229H179L180 233H179V231H177ZM181 229L184 233L183 235H181V237L183 236L182 238L180 237V234H182ZM205 229H207V230H205ZM230 229L232 231H230ZM254 229H255L256 234L254 233ZM7 230L9 231V233H7ZM106 230H109V231H106ZM114 230H115V233H114ZM131 230L133 232L134 231L135 232L133 233ZM167 230H168V232H167ZM198 230H200V232ZM201 230L204 231V233ZM1 231H2V233H1ZM22 231H24V232L22 233ZM27 231H30V232H27ZM41 231H43V233ZM49 231L51 233L50 235L48 234ZM68 231L74 232L75 234L72 235L70 233L71 234L70 235V234H68L69 233ZM87 231H90V233ZM144 231H145V233H144ZM176 231L178 232V234ZM192 231H194V232H192ZM197 231L200 234L199 237H197V234H198ZM211 231H213L212 233H214V234L209 233ZM44 232H46V235H48L49 238L45 237L46 235L44 234ZM63 232H64V235H61V234H63ZM78 232H80L79 235H78ZM109 232L110 233L113 232V234L110 235ZM116 232H121V233H119L121 235H119ZM129 232L131 234H129ZM189 232H191V233H189ZM222 232H224L223 235H222ZM230 232L234 233V234L232 235V234H230ZM15 233L18 235H16ZM37 233L44 234L43 236L46 238L45 242H42V241H44V238H42L43 240L40 239L42 237V235L39 236V234L37 235ZM92 233H94L95 235H98V236H95L94 234H93V236L92 235L89 236V234H92ZM124 233H127L126 234L127 237H126V235H124ZM143 233H144V235H143ZM248 233H251V235ZM8 234H11V236L8 237L9 236ZM13 234L15 237L12 236ZM52 234L54 237L51 236ZM83 234H84L85 238L88 235V238H86L85 240L82 239L84 237ZM137 234H140V235H137ZM163 234H168V235L162 236ZM204 234L208 237H206ZM253 234L255 236H252ZM67 235L68 236L70 235L69 238L66 237ZM76 235H78V236H76ZM157 235H159V237L161 236V240L157 237ZM193 235L195 236V238H193L194 237ZM209 235H210L211 239H210ZM214 235H217V236H214ZM229 235L231 236V238ZM247 235H249L252 238H250ZM50 236L52 238H50ZM62 236H65V237H62ZM101 236H103L104 238ZM108 236H110L109 239L107 238ZM118 236L120 237V239ZM138 236H140V237H138ZM143 236H145V238H147V240H144L145 238ZM178 236H179V239H178ZM256 236L259 239L256 238V240H255L254 237H256ZM56 237H58V239ZM128 237H130L129 238V239H131L130 241H128L129 240ZM133 237H135V239ZM154 237H156L157 239ZM170 237H171V239H170ZM3 238H5V239H3ZM11 238H13L12 239L13 241L11 240ZM53 238H55L53 240V242L56 240L55 241L57 243L56 245L54 243H52ZM60 238H61V241L59 240ZM74 238L76 241L75 240L73 241ZM91 238H94V239L91 240ZM100 238H102L104 243L102 242V240ZM105 238H107L106 239L107 241L105 240ZM126 238L128 239L127 245H125L126 240H124ZM139 238H141L142 240L141 239L139 240ZM238 238H239V240H238ZM249 238L252 242H250ZM8 239H10V242ZM38 239H40V240H38ZM87 239L90 241H88ZM151 239H154V240H151ZM187 239H188V241H189V239L191 241L187 242ZM207 239H209V240H207ZM230 239H232V240L230 241ZM81 240H83L82 242L84 244H85L86 240L88 241V244H86V246H88V248L84 245V247L86 249V250L85 249L84 250L86 251V253L84 252V250L82 248L83 243L82 244L80 243V246H79V242ZM111 240H112V242L113 241L114 242L112 243ZM119 240H120V242H119ZM138 240L140 242V243L138 242L139 244H137ZM157 240L158 241L163 240L162 241L163 243L158 242ZM170 240H172V241H170ZM177 240H178V244L176 243ZM58 241L61 243L59 244ZM63 241H65L66 244ZM72 241H73V243L75 242L74 243L75 246L72 244ZM77 241H79V242H77ZM91 241L93 243L95 242L96 246H93L94 244H91L92 243ZM96 241L98 244L96 243ZM167 241L168 242L170 241V242L168 243ZM206 241H207V243H206ZM223 241L224 242L226 241V242L223 243ZM232 241L234 243L232 245L233 247L231 246ZM240 241H242V242H240ZM253 241H256V242H253ZM257 241H259V242H257ZM11 242H12V244L10 246ZM13 242L15 245L13 244ZM19 242H20V244L22 243L21 246H20V244L18 245ZM31 242H33V246H32ZM46 242H50L52 244H50V243L47 244ZM107 242L109 243L110 247L108 245H106ZM208 242H209V244H208ZM238 242H240V243L238 244ZM43 243L45 245L44 247H43ZM63 243L65 244V247L62 245ZM182 243L185 244V246ZM213 243H215L216 245H219L220 247L218 248V246L214 245ZM222 243H223V245H222ZM258 243H260V245ZM27 244L32 246L33 251H32V248ZM46 244H47V247H46ZM69 244H72V245L70 246ZM118 244H120V245H118ZM131 244L133 247L131 246ZM140 244H142V246ZM155 244L157 247L155 246ZM161 244H165V246L163 247V245H161ZM167 244H169V245L167 246ZM224 244H226L227 247H225ZM248 244H249V246H248ZM6 245H8V246H6ZM60 245L63 247H61ZM144 245L146 246L145 248L148 247L145 251L143 249ZM148 245L152 246L153 248L151 247V249L149 250L150 246H148ZM203 245H204V247H203ZM211 245L213 247L210 249ZM240 245H242V247ZM48 246L50 248H52L53 250H51ZM101 246L103 248H105V249L102 248L104 253L100 252ZM121 246L122 247L128 246V247L122 248ZM197 246L201 247L200 248L201 252L199 251V247H197ZM215 246H216V248H214ZM230 246H231V248H229ZM10 247H13V248H10ZM28 247H30V249ZM73 247H74V249H73ZM75 247H76V249H75ZM119 247H121V248H119ZM138 247H140V248H138ZM141 247H143V248L141 249ZM171 247H172V249H171ZM174 247L175 248L177 247L176 250ZM178 247L180 249H178ZM183 247H184V250H181V249H183ZM237 247L239 249L240 248L241 249L239 250V249H237ZM257 247L259 249L258 252L260 251L261 256L263 255L262 257L260 256V254L258 252H256ZM23 248L26 249L27 251L26 250L23 251L22 250ZM44 248H47L46 250H49V251H46ZM69 248H71L72 250L70 249V251L68 252ZM77 248L79 249L78 251H79L80 255L77 254L78 253V251H76ZM114 248H115V250H114ZM208 248H209V250H208ZM109 249H111L112 251ZM138 249L140 250L141 253L139 252ZM220 249H222V250H220ZM252 249H253V251L251 252ZM1 250H2V252H1ZM80 250H82V251L80 252ZM95 250L96 251L99 250L97 252L101 256H98V255H96L97 257L94 256L95 253H97ZM119 250H121L122 253L118 252ZM207 250L210 254L207 252ZM248 250L250 252H248ZM39 251H41V252L39 253ZM90 251H92V255H91ZM107 251H109V252L106 253ZM147 251H148V254H146ZM172 251H173V253H172ZM181 251H183V252L185 251V252L182 253ZM223 251H225L226 253L225 252L223 253ZM227 251L230 254H228ZM23 252H24V255H22ZM62 252H64L65 255H62L63 254ZM112 252L115 254L113 255ZM161 252H164V253H161ZM176 252H177L178 256L180 255V253H182L183 255L182 254L181 255L184 257L181 258V260H178L179 257L176 255ZM247 252H248V254H247ZM30 253L32 254V256ZM71 253H73V254H71ZM111 253L113 255L112 256L113 258L111 256H109V254L111 255ZM166 253H169V254H166ZM207 253L209 254V257H208ZM214 253H215V255H214ZM242 253L244 256H242ZM257 253H258V255H257ZM43 254L45 256H49V257H47L46 261L42 260V257L45 258L43 256ZM75 254H76V257H77V255H79V256L77 258L73 257V256H75ZM104 254L106 256H104ZM149 254L152 258H150ZM159 254H161V255L163 254L162 256H164V257H162L161 255L159 256ZM20 255H22L24 258ZM55 255H57V258H55L56 257ZM87 255H89L88 256L89 258L87 257ZM132 255H134V256H132ZM153 255H155V257ZM169 255L171 257L170 258L171 260L169 259ZM188 255H189V257H187ZM190 255H191V257H190ZM216 255H218V256H216ZM230 255H231V257H230ZM233 255H234V257H233ZM19 256L21 257L20 258L21 262L18 261ZM53 256H55V257H53ZM59 256L61 259L58 258ZM63 256H64V258H63ZM70 256H71V258L76 259V260L75 261L72 260V262H70L71 261ZM192 256H193V258H192ZM219 256L221 257L220 259H219ZM3 257H5L6 259ZM68 257H69V259H68ZM85 257H87V258H85ZM104 257H106V258L103 259ZM114 257H115V259H118L119 261L115 260ZM118 257H120V258H118ZM130 257H132V258L130 259ZM148 257L150 258V260L148 259ZM177 257H178V259H176ZM52 258H54V260ZM134 258H136V259H134ZM153 258L155 260H157V262L155 260H153ZM188 258L190 260H188ZM216 258H218L220 262ZM233 258H234V260H233ZM239 258H241V259H239ZM120 259H122V260H120ZM147 259H148V261H147ZM242 259L245 261H243ZM247 259H248V261H246ZM57 260H60V262L58 263ZM68 260L70 263L68 262ZM107 260L110 262H107ZM167 260H170V261H167ZM223 260H226L225 263ZM259 260H261L260 263H258ZM50 261H51V263H49ZM132 261L134 263H132ZM10 262H12V263H10ZM17 262H19V263H17ZM85 262H88V263H85ZM186 262H188V263H186Z\"/></svg>",
    "mask_w": 264,
    "mask_h": 264
},
{
    "label": "bare ground",
    "instance_id": "2",
    "mask_svg": "<svg viewBox=\"0 0 264 264\" xmlns=\"http://www.w3.org/2000/svg\"><path fill=\"white\" fill-rule=\"evenodd\" d=\"M0 1H1V0H0ZM24 1H26V0H24ZM86 1H87V0H86ZM93 1H94V0H93ZM95 1H96V0H95ZM103 1H104V0H103ZM135 1H136V0H135ZM44 2H45V1H44ZM51 2H52V1H51ZM59 2H60V1H59ZM97 2H99V1H97ZM97 2H96L95 4H97ZM105 2H107V0H105ZM0 3H1V5H2V2H0ZM6 3H7V2H6ZM23 3H26V2H23V0H19V2H18L17 4L14 3V7H12L13 10H18V9H20L21 7L23 8V6H22ZM56 3H57V2H56ZM72 3H75V2H72ZM88 3H91V2H88ZM102 3H103V2H102ZM53 4H54L53 6H55V2H54ZM75 4H76V3H75ZM85 4H86V2H85ZM104 4H105V3L102 4V7L104 6L103 8L106 7V6H105L106 4H105V5H104ZM218 4H219V3H218ZM1 5H0V6H1ZM59 5H60V4H59ZM81 5H83V4H81ZM87 5H88V4H87ZM90 5H91V4H90ZM97 5H99V4H97ZM3 6H4V5H3ZM57 6H58V5H57ZM88 6H89V5H88ZM108 6H109V5H108ZM108 6H107V7H108ZM217 6H218V5H217ZM59 7H60V6H59ZM97 7L99 8V6H97ZM102 7H101V9H103ZM107 7H106V9H107ZM0 8L3 9L2 6H1ZM32 8H34V7H32ZM39 8H40V7H39ZM71 8L73 9V7H71ZM74 8H75V5H74ZM84 8H86V7L84 6ZM108 8H110V7H108ZM242 8H243V7H242ZM40 9H41V8H40ZM47 9H49V8L47 7ZM47 9H46V10H47ZM52 9H53V8H52ZM52 9H51V10H52ZM76 9H77V8H76ZM76 9H74L73 11H75ZM122 9H123V8H122ZM38 10H39V9H38ZM38 10H36V12H37ZM43 10H44V12H45V8H44ZM43 10H42V11H43ZM53 10H54V9H53ZM116 10H117V9H116ZM130 10H131V9H130ZM190 10H191V9H190ZM42 11H41V12L38 11V12L42 13ZM77 11H78V9H77ZM77 11H76V12H77ZM120 11L123 12L122 10H120ZM120 11H119V12H120ZM140 11H141V10H140ZM158 11H159V10H158ZM0 12H1V11H0ZM19 12H20V11H19ZM52 12H53V11H52ZM78 12H79V11H78ZM78 12H77V13H78ZM136 12H137V9H136ZM17 13H18V12H17ZM46 13H47V12H45V15H46ZM54 13H56V12L54 11L53 14H52V13H51V14L54 16V15H55ZM66 13H67V12H66ZM80 13H81V12H80ZM162 13H163V12H162ZM189 13H191V11H190ZM263 13H264V12H263ZM1 14H2V13H1ZM29 14H30V13H29ZM51 14H48V15L51 16ZM56 14H57V13H56ZM75 14H76V13H75ZM81 14L83 15V12H82ZM81 14H79V15L81 16ZM86 14H87V12H86ZM118 14H119V13H118ZM165 14H166V12H165ZM173 14H174V12H173ZM191 14H192V13H191ZM9 15H10V14H9ZM18 15H19V14H18ZM18 15H17V16H18ZM39 15H40V14H39ZM39 15H36V16H39ZM119 15H120V14H119ZM119 15H117V18H119V17H118ZM139 15H142V14H139ZM174 15L176 16V14H174ZM193 15H194V14H193ZM245 15H246V14H245ZM21 16H22V15H21ZM29 16H31V14H30ZM56 16H57V15H56ZM88 16H89V15L84 16V17H82V18H85V17H88ZM132 16H133V15H132ZM143 16H144V15H143ZM246 16H247V15H246ZM1 17H2V15H1ZM6 17H7V15H6ZM31 17H33V15H32ZM31 17H30L28 20H30ZM39 17H41V16H39ZM39 17H37V18H39ZM44 17H45V16H44ZM51 17H52V16H51ZM120 17H121V16H120ZM152 17H153V16H152ZM171 17H172V16H171ZM262 17H263V16H262ZM37 18H35V19H37ZM46 18H47V17H46ZM46 18H45V19H46ZM48 18H49V17H48ZM63 18H64V17H63ZM69 18H70V17H69ZM69 18H68V19H69ZM78 18H79V17H78ZM80 18H81V17H80ZM82 18H81V19H82ZM89 18H90V16H89ZM89 18H88V20H89ZM114 18H116V17H114ZM73 19H74V17H73ZM75 19H76V18H75ZM75 19H74V20H75ZM102 19H103V18H101V20H102ZM142 19H143V21H144L145 18H144V17L142 18V16H141V20H142ZM153 19L156 20V18H153ZM160 19H161V18H160ZM4 20H6V18H5ZM16 20H17L16 18H13V19L11 20V23H13V22L16 21ZM56 20H57V19H56ZM61 20H62V17H61ZM70 20H72V19H70ZM79 20H80V19H79ZM83 20H84V19H83ZM90 20H92V19L90 18ZM90 20H89V21H90ZM141 20H140V18H139V21H140L139 24L142 26V25H143V22H141ZM157 20H158V19H157ZM172 20H173V17H172ZM176 20H177V19H176ZM241 20H242V19H241ZM30 21L32 22L33 20H30ZM30 21H29V23H30ZM47 21H48V20H47ZM62 21H63V20H62ZM84 21L87 22L88 24L90 23L89 21H86V20H84ZM84 21H82L83 24L85 23ZM95 21H96V22L94 23V25L98 22L96 19H95ZM114 21H116V20H114ZM114 21L112 20V22H114ZM118 21H119V20H118ZM128 21H129V20H128ZM128 21H127V22H128ZM255 21H256V20H255ZM259 21H260V20H259ZM44 22H45V21H44ZM56 22H57V21H56ZM73 22H74V21H73ZM77 22H79V21H77ZM80 22H81V20H80ZM99 22H100V19H99ZM101 22H103V21H101ZM160 22H161V21H160ZM242 22H243V21H242ZM40 23H41V22H40ZM91 23H92V22H91ZM117 23H118V22H117ZM117 23H116V24H117ZM129 23H131V21H130ZM129 23H127V25H130ZM134 23H136V19H135V22H134ZM239 23H240V22H239ZM32 24H33V22H32ZM38 24H39V22H38ZM77 24H78V25H76V26H79V23H77ZM83 24H82V25H83ZM103 24H104V23H103ZM114 24H115V23H112V24H111V25H112L111 28H112L113 26H117V27H119L118 25H116V24L114 25ZM125 24H126V23H125ZM4 25H5V24H4ZM6 25H7V23H6ZM26 25H27V24L24 25V28H25ZM29 25H30V24H29ZM29 25H28V26H29ZM84 25H86V23H85ZM89 25H90V24H89ZM89 25H88V31L91 32V33H94V34H92V35L94 36V38L91 39V38L93 37V36H92L90 39H91V40H94V39H95L94 41L102 40V39H96V37L98 36V34H96L97 32L95 33V32L93 31V30H95V29H93L92 31L89 30V28L92 29V28H96V27H94V26L92 25L93 27L91 28V26L89 27ZM127 25H123V27L126 26L123 30H125L126 34H129V32H130L131 30L126 29V28H127ZM137 25H138V24H137ZM261 25H262V24H261ZM8 26H9V25H8ZM17 26H18L19 29H22V28H23V22L18 23ZM28 26H27V27H28ZM34 26H35V25H34ZM39 26H40V25H39ZM56 26H57V25H56ZM30 27H31V26H30ZM30 27H28V29H29ZM35 27H36V26H35ZM101 27H102V26H101ZM138 27H139V29L141 28L140 26H138ZM138 27H137V28H138ZM159 27H160V26H159ZM159 27H158V28H159ZM195 27H196V26H195ZM257 27H258V26H257ZM0 28H1V26H0ZM52 28H53V27H51V30H52ZM98 28H100V27H98ZM128 28H130V26H129ZM263 28H264V27H263ZM28 29H24L25 34H24V32H23L24 36H25V37L27 36V38H28V35H31V34H29V33L26 34L27 31H29ZM33 29H35V30L37 29L36 31H35V30H32L33 35H35V36L38 35V36H41V38H42L43 45L40 46V47H41L40 52L43 53V56H44V57H48V55H50V54H52V55L55 54V55H56V53L58 52V54H59V59H63V60H61V62H62V63L64 62V63L66 64V62H67V63L69 62V59H70V61H71V60H72V61H75V60H73L74 57H75L77 54H78V55L80 54V53H77V54H75V55L72 54L71 57L74 56L73 59H71V58L68 59V56L66 57V55H64L66 52H63V53H64V54H63L62 51H61L62 49L59 48V47H61L62 45H58V49H57V48L55 49V46H56V45H55V46L52 45V43H50L51 40H49V39L47 40V39H46V35H48V33L46 32V29L43 28V30H42V29H38L37 27H36V28H33ZM55 29L57 30V28H55ZM61 29H62V27H61ZM73 29H75V28H73ZM100 29H103V28H100ZM100 29H99V30H100ZM192 29H193V28H192ZM243 29H244V28H243ZM53 30H54V29H53ZM112 30H116V27H115V29H114V27H113ZM126 30H129V32L126 31ZM22 31H23V30H22ZM59 31H60V29H59ZM95 31H96V30H95ZM102 31H103V30H102ZM263 31H264V30H263ZM15 32H16V30H15ZM55 32H56V31H55ZM57 32H58V31H57ZM62 32H63V30H62ZM74 32H76V31H74ZM79 32H80V31H79ZM100 32H101V30H100ZM111 32L113 33V31H111ZM111 32H110V34H112ZM120 32L123 33L124 31H123V32L120 31ZM127 32H128V33H127ZM133 32H135V31H133ZM138 32H139V30H138ZM0 33H1V32H0ZM10 33H11V32H10ZM10 33H6V31H5V33H3L4 35H3V34H2V35H3V37H5V34H7V36H8V35L10 36ZM13 33H14V31H13ZM30 33H31V31H30ZM51 33H52V31L50 32V34H51ZM64 33H65V32H64ZM72 33H73V32H72ZM257 33H258V32H257ZM259 33H260V32H259ZM259 33H258V34H259ZM57 34H58V33H56L55 35H57ZM117 34H118V33H117ZM123 34H124V33H123ZM126 34H125V35H126ZM11 35H12V34H11ZM69 35H70V34H69ZM73 35H74V34H73ZM73 35H72V36H73ZM96 35H97V36H96ZM108 35H109V33H108ZM131 35H134V34L132 33V34H130L128 37H130ZM9 36H8L7 38H9ZM38 36H37V37H38ZM53 36H54V35H52L51 37H53ZM60 36H61V33H60ZM66 36H67V34H66ZM66 36H65V37H66ZM75 36H76V35H75ZM75 36H73V37H75ZM83 36H84L83 34H82V36H79L80 39L78 38V42L81 40V37L83 38ZM90 36H91V34H90ZM111 36H112V35H111ZM119 36L122 37L123 35H122V36L119 35ZM77 37H78V36H77ZM105 37H106V36H105ZM108 37H109V36H108ZM108 37H107V38H108ZM120 37H119V38H120ZM124 37H126V36H124ZM136 37H138V34H137ZM259 37H260V35H259ZM48 38H49V36H48ZM59 38H61V37H59ZM97 38H99V36H98ZM100 38H101V37H100ZM111 38H112V37H111ZM2 39H3V38H1V40H2ZM28 39H29V40H28V43H29V44H32V42H37V41H38V40L35 39V38L33 39L31 36H30ZM52 39H54V38H52ZM61 39H62V38H61ZM66 39H67V38H66ZM83 39H84V38H83ZM103 39H104V38H103ZM131 39H132V38H130V40H131ZM136 39H137V38H136ZM40 40H41V39H40ZM67 40H68V39H67ZM91 40H90L89 42L92 44ZM104 40H105V39H104ZM118 40H120V39H118ZM118 40H117V41H118ZM7 41H8V40H7ZM69 41H70V40H69ZM102 41H103V40H102ZM123 41H124V40H123ZM123 41H122V42H123ZM127 41H128V40H127ZM39 42H40V41H39ZM42 42H41V43H42ZM71 42H73V41H71ZM76 42H77V41H76ZM76 42H75V43H76ZM80 42H82V40H81ZM80 42H79V44L81 45ZM97 42L99 43L100 41H97ZM97 42H95V43H97ZM128 42H129V41H128ZM133 42H134V41H133ZM6 43H7V42H6ZM61 43H62V41H60V44H61ZM95 43H94V44H95ZM98 43H97V45H98ZM106 43H108V41L105 42V44H106ZM129 43H131V41H130ZM129 43H128V44H129ZM0 44H1V42H0ZM2 44H3V43H2ZM8 44H9V43H8ZM18 44H19V43H18ZM20 44H21V43H20ZM67 44H68V42H67ZM69 44H70V43H69ZM73 44H74V43H73ZM73 44H72V45H73ZM94 44H92V45H94ZM122 44H123V45H122ZM122 44H120V45H121L122 47L125 48L126 43H122ZM35 45H36L35 47H37L38 44H35ZM80 45H78L77 47H79ZM95 45H96V44H95ZM124 45H125V46H124ZM130 45H131V44H130ZM130 45H129V46L127 45V46L129 47V48L126 47L127 50H128V49H131L130 47H131L132 45H131V46H130ZM20 46H21V45H20ZM65 46H66V45H65ZM68 46H70V45H67V47H68ZM73 46H74V45H73ZM73 46H72V47H73ZM10 47H11V46H10ZM17 47H18V46H17ZM62 47H63V46H62ZM88 47H89V46H88ZM94 47H95V46H94ZM110 47H111V46H110V41H109V49H107V50H111ZM3 48H4V47H3ZM3 48H2L1 50H3ZM24 48H25V46H24ZM84 48H85V47H84ZM84 48H82V50H83ZM106 48H107V47H106ZM5 49L8 50L9 47H8V49H7V48H4V51H5ZM68 49H69V48H68ZM71 49H72V48H71ZM71 49H70L69 51H71ZM85 49L88 50V49H92V48H88V49H87V46H86ZM11 50H13V49H11ZM22 50H23V48H22ZM24 50H25V49H24ZM77 50H79V49H77ZM77 50H76V51H77ZM86 50H85V53H86ZM127 50L124 51V49H123V50H122V51H123V52H122V55L125 54V56H126ZM4 51H2V52H4ZM65 51H66V50H65ZM67 51H68V50H67ZM76 51H75V52H76ZM88 51H89V50H88ZM90 51H91V50H90ZM130 51H131V50H130ZM2 52H0V53H2ZM11 52H12V51H10V53H11ZM32 52H33V49H31V50L29 51V53H28L27 56H30V55L32 54ZM71 52H72V51H71ZM75 52H74V53H75ZM83 52H84V51H83ZM93 52H94V51H93ZM93 52H92V54H91L92 56H94V53H93ZM108 52H112V50H111V51H108ZM108 52H107V53H108ZM115 52H117V51H115ZM124 52H126V53H124ZM128 52H129V51H128ZM67 53H68V52H67ZM69 53H70V52H69ZM88 53H89V52H88ZM113 53H114V52H112L111 54L113 55ZM133 53H134V52H133ZM259 53H260V52H259ZM35 54H36V53H35ZM81 54H82V53H81ZM111 54H110V55H111ZM130 54H131V53H130ZM0 55H1V54H0ZM7 55H8V54H6V56H7ZM15 55H16V54H15ZM38 55H39V54H38ZM84 55H85V54H84ZM86 55H88V54H86ZM89 55H90V54H89ZM95 55H96V53H95ZM112 55H111V57H112ZM6 56H5V57H6ZM107 56H108V55H107ZM136 56H137V55H136ZM10 57H13V56H10ZM10 57H9V58H10ZM50 57H52V56H50ZM54 57H55V56H54ZM56 57L58 58V56H56ZM56 57H55V58H56ZM94 57H95V56H94ZM108 57H110V56H108ZM127 57H128V56H127ZM18 58H19V57H18ZM55 58H54V59H55ZM57 58H56V59H57ZM112 58H113V57H112ZM112 58H110V59H112ZM38 59H39V57H38ZM56 59H55L54 62H56V61L58 60V59H57V60H56ZM83 59H84V58H83ZM108 59H109V58H108ZM108 59H107V60H108ZM3 60H4V59H3ZM6 60H7V59H6ZM8 60H9V59H8ZM10 60H11V58H10ZM22 60H23V59H22ZM35 60H36V58H35ZM35 60H34V61H35ZM77 60H78V62H80L79 59H77ZM85 60H86V59H85ZM85 60H84V61H85ZM116 60H118V59H116ZM116 60H115V61H116ZM124 60H126V58H125V59L122 58L121 61H123V63H124ZM72 61H71V63H72ZM86 61H87V60H86ZM40 62H41V61H40ZM40 62H39V63H40ZM47 62H48V60H47ZM54 62H53V63H54ZM82 62H83V61H82ZM33 63H35V62H33ZM53 63H50V62H49L48 64H53ZM64 63H63V64H64ZM87 63H88V62H87ZM115 63L117 64V62H115ZM119 63H120V61H119ZM121 63H122V62H121ZM54 64H55V63H54ZM68 64H70V63H68ZM75 64H76V61H75ZM75 64H74V65H75ZM80 64H81V63H80ZM84 64H85V63H84ZM100 64H101V63H100ZM100 64H99V66H100ZM103 64H104V63H103ZM108 64H109V63H108ZM110 64H111V63H110ZM157 64H158V62H157ZM33 65H34V64H33ZM33 65H32V68H33ZM37 65H39V64H37ZM55 65H56V64H55ZM59 65H60V64H59ZM72 65H73V64H72ZM82 65H83V64H82ZM6 66H7V65H6ZM50 66H51V65H50ZM52 66H53V65H52ZM52 66H51V68H52ZM68 66H69V65H68ZM78 66H79V65H78ZM83 66H84V65H83ZM85 66H87V65L85 64ZM116 66H117V65H116ZM146 66H147V65H146ZM161 66H162V65H160L159 67H161ZM4 67H5V66H4ZM56 67L58 68V66H56ZM61 67H62V66H61ZM69 67H71V66H69ZM76 67H77V66H76ZM89 67H90V64H89ZM89 67H88V68L86 67V68L89 69ZM91 67H92V66H91ZM101 67H103V66H100V68H101ZM147 67H148V66H147ZM2 68H3V67H2ZM5 68H6V67H5ZM5 68H4V69H5ZM32 68H31V69H32ZM53 68H54V67H53ZM53 68H52V70H55V68H54V69H53ZM72 68H73V67H71L70 70H68V71H73V70H71ZM80 68H81V66H80ZM86 68H85V69H86ZM95 68H97V69H96L94 75H98V72H99L100 69L98 70V66H95ZM95 68H94V69H95ZM107 68H108V66H107ZM110 68H111V67H109V69H107V70H109V72L111 73ZM142 68H143V67H142ZM145 68H146V67H145ZM148 68H149V67H148ZM148 68H147V69H148ZM0 69H1V68H0ZM33 69H34V68H33ZM35 69H36V66H35ZM64 69H65V68H64ZM85 69H82V70H85ZM87 69H86V70H87ZM111 69H114V68H111ZM115 69H116V68H115ZM132 69H133V68H132ZM132 69H129V71L132 70ZM158 69H159V68H158ZM160 69H161V68H160ZM58 70H59V69H58ZM76 70H77V69H75V71H76ZM97 70H98V72H97ZM105 70H106V69H105ZM133 70H134V69H133ZM156 70H157V69H156ZM43 71H44L43 77H44L45 75H47V77H45V81H47L48 83H47V84L45 85V87H43L42 89H44V88H46V87L49 88V86L53 85V82L51 81V80H52L51 78L54 77V75H52L54 72L51 73V74H49L50 77L48 76V73L51 72V71L48 70V66H47L44 70H42V72H43ZM59 71H60V70H59ZM79 71H81V70H79ZM79 71H78V72H79ZM90 71H91V68H90ZM102 71H103V69H102ZM102 71H101V72H102ZM113 71H114V70H113ZM126 71H127V69H126ZM152 71H153V74H152L153 77L156 76L154 73L157 72V71H155L154 69H153ZM158 71L160 72L161 70H158ZM0 72H1V70H0ZM31 72H33V71L31 70ZM31 72H30V73H31ZM57 72H58V71H57ZM66 72H67V71H66ZM81 72H82V71H81ZM84 72H85V71H84ZM84 72H83V73H84ZM88 72H89V71H88ZM92 72H93V71H92ZM103 72H105V71H103ZM114 72H115V71H114ZM131 72H132V71H131ZM134 72H135V71H133V72L131 73V75H135V74H133ZM143 72H145V71L143 70L142 73H143ZM28 73H29V71H28ZM30 73L26 75V72H25L26 77H29V78H30L31 75H32V73H31V75H30ZM61 73H62V72H61ZM73 73H74V72H73ZM73 73H72V74H73ZM86 73H87V71H86ZM86 73H85V74H86ZM96 73H97V74H96ZM107 73H108V71L106 72V74H107ZM115 73H116V72H115ZM115 73H114V74H115ZM10 74H12V73H10ZM57 74H58V73H57ZM66 74H67V73H66ZM77 74H78V73L76 72V76H78ZM79 74H82V73H79ZM85 74H82V75H83L82 77L84 78V80H85V77H87V74H86V75H85ZM111 74H112V73H111ZM111 74H109V75H111ZM122 74H123V73H122ZM150 74H151V73H150ZM157 74H158V73H157ZM1 75H2V73H1ZM12 75H13V74H12ZM19 75H20V74H19ZM22 75H23V74H22V72H21V76H22ZM25 75H23V77H25ZM41 75H42V74H41ZM51 75H52V76H51ZM63 75H64V74H63ZM70 75H71V74H70ZM74 75H75V73H74ZM74 75H72V77H73ZM115 75H116V74H115ZM3 76H5V74H3ZM13 76H14V75H13ZM13 76H12V78H13ZM15 76H16V74H15ZM17 76H18V75H17ZM66 76H67V75H66ZM68 76H69V74H68ZM84 76H85V77H84ZM100 76H101V75H100ZM100 76H99V78H100ZM104 76H105V78L107 77L106 75H104ZM104 76H103V78H104ZM135 76H136V75H135ZM149 76H150V78H151V75H149ZM5 77H6V76H5ZM10 77H11V75H10ZM18 77H19V76H18ZM26 77H25V78H26ZM57 77H59V76H55L54 78H57ZM63 77H64V76H63ZM80 77H81V76H79L78 78H80ZM108 77H109V76H108ZM258 77H259V76H258ZM15 78H16V77H14V79H15ZM46 78H47V79H46ZM64 78H65V77H64ZM67 78H69V77H67ZM88 78H89V77H88ZM97 78H98V77H97ZM97 78H96V79H97ZM103 78H102V80H103ZM105 78H104V79H105ZM256 78H257V77H256ZM75 79H77V78L75 77ZM80 79H81V78H80ZM80 79H77V80L82 82V79H81V80H80ZM86 79H87V78H86ZM23 80H24V79H23ZM84 80H83V81H84ZM106 80H107V79H106ZM106 80H105V81H106ZM255 80H256V79H255ZM258 80H260V79H258ZM1 81H2V80H1ZM7 81H8V80H7ZM45 81H44V79H43V81H41V83H44V84H45ZM67 81H68V80H67ZM107 81H108V80H107ZM114 81H115V79H114ZM32 82H33V81H32ZM63 82H64V81H63ZM116 82H117V81H116ZM116 82H115V84H116ZM151 82H152V81H151ZM241 82H242V81H241ZM243 82H244V81H243ZM2 83H3V82H2ZM4 83H5V82H4ZM41 83H40V84H41ZM71 83H72V82H71ZM244 83H245V82H244ZM244 83H243V84H244ZM262 83H264V80H263ZM262 83H261V84H262ZM9 84H10V83H9ZM18 84H19V83H18ZM22 84H24V83H22ZM25 84H26V83H25ZM27 84H28V83H27ZM63 84L65 85V83H63ZM67 84H68V83H67ZM67 84H66V86H67ZM107 84H108V83H107ZM239 84H240V88H241L242 83H239ZM239 84L237 85L238 87H239ZM258 84H259V83H258ZM12 85H13V84H12ZM84 85H85V86H89V85H87V84H84ZM94 85H95V84H94ZM103 85H104V84H103ZM259 85H260V84H259ZM262 85H264V84H262ZM28 86H29V85H28ZM41 86H44V85L41 84ZM58 86H59V85H58ZM92 86H93V85H92ZM92 86H91V87H92ZM115 86H117V85H114V87H115ZM1 87H2V86H1ZM1 87H0V88H1ZM14 87H15V86H14ZM35 87H36V89H37L39 86H36V85H35ZM55 87H56V86H55ZM68 87H69V86H68ZM83 87H84V86H83ZM102 87H103V86H102ZM207 87H208V86H207ZM207 87H206V88H207ZM10 88H11V87H10ZM74 88H76V87L74 86ZM74 88H73V91L75 90ZM79 88H81V87L79 86ZM92 88H93V87H92ZM103 88H105V87H103ZM109 88H110V86H109ZM240 88H238V89H240ZM261 88H262V87H261ZM33 89H34V87H33V88L30 87V89H29L30 92H32ZM38 89H39V88H38ZM38 89H37V90H38ZM42 89H41V93L43 94ZM50 89H52V87H51ZM50 89H47V91H49ZM54 89H57V88H54ZM58 89H60V88H58ZM58 89H57V90H58ZM83 89H84V88H83ZM94 89H95V86H94ZM106 89H108V88H106ZM106 89H104L103 91H105ZM125 89H126V88H125ZM212 89H213V88H212ZM255 89H256V91H255V93H256L258 87H257V88L255 87L254 90H255ZM85 90H86V89H85ZM89 90H90V89H89ZM114 90L116 91V88H114ZM120 90H121V89H120ZM120 90H119V91H120ZM259 90H260V89H259ZM12 91H13V90H12ZM12 91H11V92H12ZM69 91H70V90H69ZM79 91H80V90H79ZM94 91L96 92V90H94ZM94 91H93V92H94ZM97 91H98V90H97ZM123 91H124V90H123ZM214 91H217V89L214 88ZM237 91H239V90H237ZM237 91H236V92H237ZM35 92L37 93V91H35ZM45 92H46V91H45V89H44V93H45ZM71 92H72V91H71ZM71 92L68 93L67 95L64 94V95L66 96L64 100H67L68 103H72V101H73L72 99H76L77 103H76V101H75L76 104H75V103H74V104L72 103V105H75V106H72L71 104L69 105V104L66 102V103L69 105V106H68V105L65 104V105H66V109H68L67 107H70L71 110H72L73 107L79 108L80 106H81L80 108L83 107L84 109H87L86 113H83V112H82V115H81V114H78V115H80V117L82 116L83 118L85 117V119H86V118H88V119L91 118V120L88 122V123H89L88 126H90V125L92 124V126H91V128H92L93 126H95V125L100 121V120L98 121V120L96 119V117H97L98 119L101 118V117L103 118V114H102V113H101V114H98V113H100V112H97V109H99V108L96 109V107L99 106L98 103H97V106H95V107L93 106L92 108H89V106H87V105H82V104H84V103H82V100H83V99H80V102L78 101V100H79V99H78V96L74 94V93H77L78 91H74L73 93H71ZM81 92H82V90H81ZM81 92L79 93V95H81ZM85 92H86V91H85ZM95 92H94V94H95ZM108 92H109V89H108V91H107V94H108ZM116 92H117V91H116ZM205 92H206V91H205ZM261 92H262V90H261ZM2 93H3V92H2ZM5 93H6V92H5ZM33 93H34V92H33ZM39 93H40V92H39ZM41 93H40V97H41ZM58 93H59V92H58ZM58 93H57V94H58ZM100 93H101V92H100ZM110 93H111V91H110ZM209 93H210V91H209ZM215 93H216V92H215ZM237 93L239 94L240 92H237ZM237 93H236V96L238 95ZM253 93H254V91H253ZM83 94H84V93L82 92V95H83ZM85 94H86V93H85ZM85 94H84V95H85ZM90 94H91V92H90ZM92 94H93V93H92ZM98 94H99V93H98ZM98 94H97V95H98ZM105 94H106V93H105ZM217 94H219V93L217 92ZM240 94H241V93H240ZM256 94H257V93H256ZM2 95H3V94H2ZM37 95H38V94H37ZM46 95H48V93H45V97H46ZM64 95H63V96H64ZM82 95H81V96H82ZM103 95H104V92L102 93L101 96H103ZM108 95H109V94H108ZM34 96H35V95H34ZM38 96H39V95H38ZM38 96H37V97H38ZM76 96H77V98H76ZM92 96H93V95H92ZM99 96H100V95H99ZM99 96H98V97H99ZM101 96H100V97H101ZM104 96H106V95H104ZM240 96H241V95H240ZM258 96H259V95H258ZM37 97H36V98H37ZM57 97H58V96H57ZM61 97H62V96H61ZM96 97H97V96H96ZM100 97H99V98H100ZM115 97H116V95H115ZM58 98H59V97H58ZM58 98H57V99H56V97L54 98V100L56 101V102H55V105H56V106H53V107H54L55 109H57V104H56V103H57V101H58ZM80 98H82V97H80ZM83 98H84V97H83ZM87 98H91V97H86V99H87ZM92 98H94V97H92ZM99 98H97V99H99ZM102 98H103V97H102ZM102 98H101V99H102ZM39 99H40V98H39ZM42 99H43V98H41V101H42ZM44 99H45V98H44ZM44 99H43V100H44ZM84 99H85V98H84ZM95 99H96V98H95ZM104 99H105V97H104ZM1 100H2V99H1ZM54 100H53V101H54ZM105 100H106V99H105ZM36 101H37V99H36ZM46 101H47V99H46ZM62 101H63V100H62ZM89 101H90V104H91V100H90V99H89ZM89 101H88V102H89ZM95 101H96V100H95ZM101 101H103V100H101ZM85 102H86V101H85ZM88 102H87V103H88ZM96 102H97V101H96ZM112 102H114V101H112ZM112 102H111V103H112ZM3 103H5V102H3ZM8 103H9V102H8ZM12 103H13V102H12ZM15 103H16V102H15ZM34 103H35V102H34ZM40 103H42V106H43V102H40ZM44 103H47V102H44ZM61 103H62V102H61ZM64 103H65V102H64ZM87 103H86V104H87ZM105 103H106V102H105ZM1 104H2V103H1ZM52 104H53V102H52ZM52 104H51V105H52ZM88 104H89V103H88ZM99 104H100V103H99ZM101 104H103V102H102ZM107 104H108V101H107ZM113 104H114V103H113ZM4 105H5V104H4ZM14 105H15V104H12V106H10V107L12 108L11 110H13V106H14ZM34 105H36V104H34ZM34 105H33V108H34ZM59 105H60V104H59ZM91 105H92V104H91ZM111 105H112V104H111ZM25 106H27V104H26ZM36 106H37V105H36ZM39 106H40V105H39ZM60 106H61V105H60ZM71 106H72V107H71ZM107 106L109 107L110 104H108ZM29 107H30V106H29ZM99 107H100V106H99ZM112 107H113V106H112ZM26 108H28V107H26ZM63 108H64V107H63ZM63 108H60V107H59L58 109H63ZM104 108H105V107H104ZM104 108L102 107V109H104ZM31 109H32V108H30V110H31ZM37 109H38V108H37ZM55 109L53 110V109L51 108V110H52L53 112L55 111ZM58 109H57V111H58ZM102 109H100V110H101L102 112H104ZM105 109H106V108H105ZM113 109H114V108H113ZM0 110H1V109H0ZM33 110H34V109H33ZM68 110H69V109H68ZM106 110H107V109H106ZM14 111H15V110H14ZM26 111H29V110H26ZM49 111H50V110H49ZM57 111H56L55 114H57ZM61 111H62L63 113L65 112V110H61ZM72 111H75V112H76V113H74V114H75L74 116L78 119L79 116L77 117V112L79 113L80 110H72ZM258 111H259V110H258ZM9 112H10V108L8 109V113H9ZM93 112H96V113H97V114H95V117L92 116V117H94V119H96L95 121H97V122H95L94 119L91 117V115H93ZM110 112H111V111H110ZM110 112L107 111L106 114L109 113V115H110ZM29 113H30V112H29ZM43 113H46V112L43 111ZM50 113L52 114L51 111L48 112L47 114H50ZM59 113H60V112H59ZM59 113H58V114H59ZM63 113H61V114H62V115H60L61 117L63 116ZM104 113H105V112H104ZM111 113H112V112H111ZM257 113H259V112H257ZM16 114H18V113H16ZM47 114L45 115L46 117H44V120H43V121L46 122V123H47L46 119H49V118H48L49 115H47ZM106 114H105V117H106ZM3 115H4V113H3ZM25 115H26V114H25ZM42 115H43V114H42ZM111 115H112V114H111ZM23 116H24V114H23ZM27 116H28V115H27ZM40 116H41V115H40ZM52 116H54V114L51 115V117H50L51 119H52ZM58 116H59V115H58ZM58 116H57V117H58ZM60 116H59V118H58L57 120L60 119ZM67 116H68V115H66L65 118H68ZM69 116H71V112L69 113ZM12 117H13V116H12ZM28 117H29V116H28ZM71 117H73V115H72ZM71 117H70V118H71ZM80 117H79V119H80V121H81L82 118H80ZM110 117H111V116H110ZM19 118H20V117H19ZM25 118L27 119L26 116H25ZM29 118H30V117H29ZM38 118H39V117H38ZM41 118H42V116H41ZM41 118H39V119H41ZM70 118H69V119H70ZM73 118H74V117H73ZM113 118H114V117H113ZM253 118H254V117H253ZM51 119H49V120H50V122L52 123L55 119H54V120L52 119L53 121H52ZM69 119H68L66 122H68ZM71 119H72V118H71ZM71 119H70V121H71ZM88 119H87V120H88ZM16 120H18V118H17ZM16 120H15V121H16ZM23 120H24V119H23ZM34 120H35V119H34ZM15 121H14V123H15ZM25 121H26V120H25ZM37 121H38V120H37ZM72 121H73V120H72ZM74 121H76V120H74ZM83 121H84V119H83ZM108 121H109V116H108ZM19 122H20V121H19ZM23 122H24V121H23ZM38 122H39V121H38ZM38 122H34V123H36V125H37ZM44 122H43V123H44ZM84 122H85V121H84ZM93 122H95V123L93 124ZM104 122H105V120H103V123H102L103 125H104ZM68 123H70V122H68ZM68 123H67L66 125H68ZM71 123H73V122H71ZM8 124H9V123H8ZM47 124H48V123H47ZM55 124H57V123L55 122ZM77 124H78V121H77ZM98 124L101 125V123H98ZM98 124H97V125H98ZM119 124H120V123H119ZM119 124H118V125H119ZM258 124H259V125H257V126H260V123H258ZM6 125H7V124H6ZM13 125H14V124H13ZM36 125H35V127H36ZM44 125H45V124H44ZM44 125H42V126H44ZM50 125H51V124H49L48 127H50ZM59 125H60V123H59ZM69 125H70V124H69ZM78 125H79V124H78ZM81 125H82V124H81ZM99 125H98V127H99ZM109 125H111V124L109 123ZM261 125H263V124H261ZM15 126H16V125H15ZM15 126H14V127H15ZM18 126H19V124H18ZM33 126H34V125H33ZM33 126H32V127H33ZM39 126H40V125H39ZM51 126H53V125H51ZM56 126H57V125H56ZM71 126H72V125H71ZM85 126H87L86 123H85ZM101 126H102V125H101ZM112 126H113V125H112ZM263 126H264V125H263ZM12 127H13V126H12ZM57 127H58V126H57ZM68 127H69V126H68ZM83 127H84V125H83ZM116 127H117V125H116ZM121 127H122V126H121ZM121 127H120V128H121ZM4 128H5V127H4ZM16 128H17V127H16ZM16 128H15V129H16ZM25 128H26V127H25ZM28 128H29V125H28L27 129H28ZM77 128H78V127H77ZM84 128H85V127H84ZM96 128H97V127H96ZM96 128H93L91 134L93 133V131H96V130H94V129H96ZM110 128H111V126H110ZM260 128H261V126H260ZM260 128L258 127L257 129L260 130ZM7 129H8V127H7ZM15 129H13V130H15ZM27 129H26V130L24 129V130L27 131ZM32 129L34 130V128H31V130H32ZM35 129H36V131H37L38 127L35 128ZM39 129H41V128H39ZM44 129H45V128H44ZM74 129H75V127H74ZM89 129H90V128H88V132H87L88 134L90 133ZM105 129H106V128H105ZM116 129H117V128H116ZM118 129H119V128H118ZM118 129H117V130H118ZM121 129H122V128H121ZM123 129H124V128H123ZM123 129H122V130H123ZM257 129H256V131H257ZM29 130H30V129H29ZM33 130L31 131V133H30V131H28V132L32 135V137H33V134H32V133L34 132ZM41 130H42V129H41ZM49 130H50V128H49ZM53 130H54V129H53ZM60 130H63V129H60ZM60 130H59L58 134H55V136L61 134V133H60V132H61ZM76 130H77L76 132H78V129H76ZM82 130L84 131L83 128H82ZM85 130H86V129H85ZM111 130H112V128H111ZM117 130H116V131H117ZM119 130H120V129H119ZM236 130H237V129H236ZM243 130H244V128H243ZM7 131H9V129H8ZM46 131H47V129H46ZM56 131H58V128H57ZM64 131H65V130H64ZM67 131H68V129H67ZM72 131L74 132V130H72ZM83 131H82L81 133H83ZM116 131H115V132H116ZM234 131H235V130H234ZM263 131H264V128H263ZM11 132H12V131H11ZM28 132H27V133H28ZM62 132H63V131H62ZM73 132H72V133H73ZM106 132H108V131H106ZM106 132H105V134H106ZM123 132H124V130H123ZM257 132H258V131H257ZM257 132H256V133H257ZM259 132H260V131H259ZM1 133H2V132H1ZM29 133H28V134H29ZM37 133H38V132H37ZM37 133H34V134L38 135ZM45 133H46V132H45ZM56 133H57V132H56ZM59 133H60V134H59ZM84 133H85V132H84ZM120 133H121V132H119L118 134H120ZM8 134H9V133H8ZM11 134H12V133H11ZM24 134H26V133H24ZM28 134H27V135H28ZM43 134H44V132H43ZM50 134H51V132H50V133H47L48 136H46V137L44 136L45 138H43V139H41V140H44L43 142L46 143V138L49 139L48 137L51 136ZM63 134H64V133H63ZM63 134H62V135H63ZM65 134H66V132H65ZM74 134H75V133H73L72 136H73ZM76 134H77V133H76ZM85 134H86V133H85ZM105 134H104V135H105ZM114 134H115V133H113V135H114ZM118 134H116V135H118ZM226 134H227V133H226ZM235 134L237 135V131L235 132ZM259 134H260V133H259ZM2 135H3V134H2ZM36 135H34V136H36ZM39 135L41 136L42 134L39 132ZM45 135H46V134H45ZM52 135H54L53 132H52ZM83 135H84V134H83ZM100 135H101V136H104V135L101 134V133H100ZM122 135H123V133H122ZM221 135H222V132H221L220 136H221ZM243 135H244V134H243ZM247 135L250 136L248 133H247ZM247 135H246V137H247ZM12 136H13V135H12ZM24 136H25V135H23V137H24ZM40 136H37V137H35V138H36V139H39ZM64 136H65V135H63V137H64ZM68 136H69V133H68ZM74 136H75V135H74ZM101 136H100V137H101ZM111 136H112V135H111ZM119 136H121V134H120ZM119 136H118V137H119ZM204 136H206V135H204ZM223 136H224V135H222V137H223ZM233 136H234V135H233ZM9 137H10V136H9ZM23 137H22V138H23ZM26 137H27V136H26ZM29 137H30V136H29ZM56 137H57V136H56ZM75 137H76V136H75ZM75 137H74V138H75ZM100 137H99V138H100ZM118 137H117V138H118ZM124 137H126V135H125V136L123 135V137L121 136V139H122V138L124 139ZM226 137H227V136H225V138H226ZM228 137H229V136H228ZM228 137H227V138H228ZM250 137H251V136H250ZM250 137H247L246 139L251 141L252 139H248V138H250ZM256 137H257V136H256ZM27 138H28V137H27ZM27 138H26V139H27ZM66 138H68L67 135H66ZM86 138H87V137H86ZM93 138H94V136H93ZM119 138H120V137H119ZM126 138H127V137H126ZM126 138H125V139H126ZM128 138H129V137H128ZM227 138H226V139H227ZM234 138H235V137H234ZM251 138H252V137H251ZM0 139H1V137H0ZM4 139H5V138H4ZM9 139H10V138H9ZM26 139H25V140H26ZM59 139H60V138H59ZM75 139H76V138H75ZM82 139H83V138H82ZM87 139H88V138H87ZM91 139H92V138H91ZM94 139H95V138H94ZM100 139H101V138H100ZM108 139H109V138H108ZM108 139H105V140H108ZM121 139H118V140H121ZM129 139H130V138H129ZM203 139H204V138H203ZM223 139H224V137H223ZM10 140H12V139H10ZM30 140H31V139H28V141H30ZM41 140H40V141H41ZM55 140H57V138H56ZM73 140H74V139H73ZM73 140H72V141H73ZM78 140H79V139H78ZM78 140L76 139V142H77V143H78ZM109 140H110V139H109ZM111 140H112V139H111ZM126 140L128 141V139H126ZM13 141H14V140H13ZM35 141H36V140H35ZM37 141H38V142H37ZM37 141H36V142L39 143V144H38V148H35V147H34V148L36 149V153H37V150L41 147V146L39 147V145L42 144V143H40L39 140H37ZM49 141H51V138H50L47 142H49ZM53 141H54V139H53ZM53 141H52V142H53ZM62 141H63V140H62ZM66 141H68V139H67ZM66 141H65V142H66ZM86 141L90 142L89 140H86ZM94 141H95V140H94ZM99 141H100V140H98L97 142L99 143ZM115 141H116V138H115ZM121 141H122V140H121ZM129 141H130V140H129ZM206 141H207V143H208V140H207V139H206ZM220 141H221V140H220ZM225 141L227 142L228 139L225 140ZM257 141H258V140H257ZM257 141H256V142H257ZM7 142H8V141H6L5 143H7ZM15 142H16V141H15ZM30 142H31V141H30ZM36 142H35V143H36ZM54 142H55V141H54ZM63 142H64V141H63ZM76 142H73V143L75 144ZM80 142H81V139H80L79 143H80ZM95 142H96V141H95ZM106 142H107L106 145H107V144L109 145V142H110V141H106ZM226 142H225V143H226ZM2 143H3V142H2ZM5 143H4V144H5ZM28 143H29V142H28ZM37 143L35 144V146L37 145ZM58 143H59V142H58ZM114 143H115V142H114ZM117 143H119V141H117ZM207 143L205 142V144H207ZM221 143H222V142H221ZM225 143H224V144H225ZM229 143H231V142H230V141L227 142V144L230 146ZM8 144L11 145L10 143H8ZM22 144H23V143H22ZM22 144H21L20 147H22ZM29 144H31V143H29ZM29 144H28V145H29ZM49 144H50V142H49ZM52 144H53V143H52ZM62 144H63V143H62ZM64 144H65V143H64ZM70 144H71V143H70ZM80 144H81V143H80ZM88 144H89V143H88ZM95 144H97V143H95ZM95 144H94V145H95ZM115 144H116V143H115ZM119 144H120V143H119ZM121 144H123V142H122ZM121 144H120V145H121ZM219 144H220V142H219ZM260 144H261V143H260ZM0 145H1V144H0ZM9 145H8V146H9ZM13 145H14V142H13ZM15 145H18V143L15 144ZM25 145H26V144H25ZM28 145H26L25 147H27ZM32 145H33V144H32ZM47 145H48V144H47ZM50 145H51V144H50ZM50 145L47 146V148H49ZM53 145H56V144H53ZM60 145H61V144H60ZM60 145L58 146V149L61 148ZM82 145H83V144H82ZM94 145H92V146H94ZM100 145H101L100 148H102V147H103L102 144H100ZM120 145H118V146H119L120 149H121V146H120ZM221 145H222V144H221ZM246 145H247V144H246ZM6 146H7V145H6ZM6 146H1V147H2V150H3V149H6V148H7ZM44 146H46V145L44 144ZM44 146H43L42 148H44ZM63 146H64V145H63ZM63 146H62V148H63ZM68 146H69V141H68ZM68 146H67V147H68ZM70 146H71V145H70ZM75 146H76V145H75ZM90 146H91V145H90ZM111 146H113V144H112ZM115 146H117V145H114V147H115ZM122 146H123V145H122ZM208 146H209V143H208ZM208 146H207V148H208ZM219 146H220V145H219ZM225 146H226V145H225ZM240 146H241V145H240ZM3 147H4V148H3ZM5 147H6V148H5ZM9 147H10V146H9ZM14 147H15V146H14ZM31 147H32V146H31ZM54 147H55V146H54ZM56 147H57V146H56ZM80 147H81V146H80ZM83 147H84V146H82V148H83ZM97 147H99V145L96 146V148H97ZM105 147H106V146H105ZM105 147H104V149H105ZM233 147H234V146H233ZM12 148H13V147H12ZM23 148H24V147H23ZM34 148H33V149H34ZM42 148H40V150H41ZM51 148H52V147H51ZM69 148H71V147H69ZM73 148H74V147H73ZM73 148H71V150H72ZM82 148H81V150H82ZM94 148H95V147H93V149H94ZM107 148H110V146H107ZM107 148H106L105 150H107ZM207 148H206V149H207ZM225 148H226V147H225ZM241 148H242V146H241ZM10 149H11V148H10ZM21 149H22V148H21ZM24 149H25V148H24ZM24 149H22V151H23ZM27 149H29V148L27 147L26 150H27ZM53 149H55V148H53ZM53 149L50 150V151H53V153H54V152L56 151L57 148L55 149V151H54ZM74 149H75V148H74ZM97 149H98V148H97ZM115 149L117 150V148H115ZM115 149H114V150H115ZM227 149H228V148H227ZM16 150H18V149H16ZM19 150H20V149H19ZM42 150H45V149H42ZM69 150H70V149H69ZM69 150H67V151H69ZM71 150H70V151H71ZM78 150H79V149H78ZM78 150H76V151H78ZM84 150H85V147H84ZM90 150H91V149H90ZM111 150H113V149H111ZM116 150H115V151H116ZM118 150H119V149H118ZM207 150H208V149H207ZM224 150H225V149H224ZM244 150H245V149H244ZM22 151H21V152H22ZM29 151H32V150L29 149ZM47 151H48V150H47ZM63 151H66V150L64 149ZM67 151H66V152H67ZM70 151H69V152H70ZM72 151H75V150H72ZM72 151H71V153L68 152L69 155H70V154L72 155V153H74V157L76 158V161H78L76 155H79V152H77L78 154H76V151H75V152H72ZM120 151H121V150H120ZM120 151H119V153H120ZM217 151H218V150H217ZM217 151H216V153L218 154ZM225 151H227V150H225ZM225 151H224V152H225ZM228 151H229V150H228ZM0 152H1V151H0ZM3 152H5V151L3 150ZM21 152H19V153H21ZM24 152H25V151H24ZM24 152H22L21 154H23ZM33 152H34V150H33ZM39 152H40V151H38V154H39ZM44 152H45V151H43V154H44ZM58 152H60V151L58 150ZM58 152H55V154H56V153L58 154ZM66 152H65V153H66ZM94 152H95V150H94ZM96 152H97V151H96ZM102 152L107 153V152H109V149H108L107 152L104 151V150H103ZM111 152H113V151H111ZM116 152H117V151H116ZM122 152H123V150H122ZM221 152H222V151H221ZM247 152L249 153L250 151H247ZM5 153H6V152H5ZM5 153H3V154H5ZM14 153H15V152H14ZM19 153H18V154H19ZM36 153H34V155H35ZM41 153H42V151H41ZM53 153H52V154H53ZM80 153H81V154H83V153L86 154L87 152H86V151L84 152V151L82 150V151H80ZM89 153H90V152H89ZM100 153H101V150H100ZM105 153H104V156H106ZM117 153H118V152H117ZM117 153H116V154H117ZM123 153H124V152H123ZM228 153H229V152H228ZM230 153H231V152H230ZM248 153H247V154H248ZM3 154H2V155H3ZM8 154H9V153H8ZM25 154H26V155L29 154V156L31 157L32 152H31V154H30V152H29V153L25 152V153L23 154V156H24ZM43 154H42V155H43ZM47 154H48V152H47ZM50 154H51V152H50ZM63 154H64V153H63ZM75 154H76V155H75ZM95 154H96V153H95ZM102 154H103V153H102ZM112 154H113V155H112ZM112 154H111V155L114 156L113 158H114V160L116 161L117 157L115 158V156H118V154L116 155L115 152H113ZM114 154H115V155H114ZM139 154H140V153H138V155H139ZM208 154H209V152H208ZM226 154H227V153H226ZM238 154H239V153H238ZM0 155H1V154H0ZM9 155H13V154H9ZM39 155H41V154H39ZM58 155H59V154H58ZM83 155H84V154H83ZM108 155H109V154L107 153V156H106V157H108ZM120 155H122V154H120ZM123 155H125V154H123ZM134 155H135V153H134ZM218 155H221V154H218ZM223 155H225V153H224ZM223 155H221V156H223ZM242 155L244 156L245 154L243 153ZM262 155H263V153H262ZM6 156H7V153H6ZM6 156H5V157H6ZM19 156H20V155H19ZM19 156H16V159L18 158L17 161H18L19 163L16 162V160H14V162L18 164V167H19V169H20V171H21L22 168H20V167H21V165L23 164L22 162H23L24 160L21 159L23 156L20 157V158H19ZM48 156H49V155H48ZM79 156H80V159H81V158H82L81 155H79ZM112 156H111V159H110V161H109L110 163H113V162H111V160L113 159ZM135 156H136V155H135ZM221 156H219V158H220ZM231 156H232V155H231ZM246 156H247V155H246ZM253 156H254V155H253ZM1 157H2V156H1ZM5 157H4V158H5ZM30 157L27 156V157L25 158V161H26L27 158H28V160H27V162H28L29 159H30ZM32 157H33V156H32ZM32 157H31V158H32ZM36 157H37V155H36ZM45 157H46V154H45ZM45 157L43 158L44 161H45V159H46ZM49 157H50V156H49ZM51 157H53V155H52ZM51 157L48 158V159L50 160ZM57 157L59 158V156H57ZM57 157H56V158H57ZM61 157H64V156L61 155ZM65 157H66V156H65ZM72 157H73V156H70L71 160H72ZM74 157H73V158H74ZM90 157H91V156H90ZM90 157H89V154H88V158H89V159H90ZM96 157H98V155H96ZM109 157H110V156H109ZM109 157H108V158H109ZM118 157H119V156H118ZM131 157H132V156H131ZM227 157H229V154H227ZM262 157H263V156L260 157L261 160H262ZM37 158H38V157H37ZM37 158H36V159H37ZM41 158H42V157H41ZM56 158H55V159H56ZM68 158H69V156H68ZM75 158H74V159H75ZM86 158H87V157H86ZM91 158H92V157H91ZM94 158H95V157H94ZM98 158H99V157H98ZM98 158H97V159H98ZM20 159H21V161H20ZM23 159H24V158H23ZM48 159H47V160H48ZM59 159H60V158H59ZM59 159H56V160H59ZM65 159H66V158H65ZM84 159H85V158H84ZM84 159H83V160H84ZM95 159H96V158H95ZM128 159H129V158H128ZM206 159H207V157H206ZM235 159H236V158H235ZM235 159H233V160H235ZM239 159H240V157H239ZM241 159H242V158H241ZM241 159H240V161H241ZM49 160H48V161H49ZM51 160H52V159H51ZM60 160H61V159H60ZM62 160H64V159H62ZM68 160H69V159H68ZM68 160H66L65 163H64V162H63V163L66 164V162H67ZM83 160H82L81 162L85 163L86 160H85V161H83ZM93 160H94V159H93ZM99 160L102 161V159H99ZM123 160H127V158H126V159H123ZM129 160H130V159H129ZM131 160H133V157L131 158ZM227 160H228V163L232 162V161H231L232 159H231V160H230V159H227ZM229 160H230V162H229ZM244 160H245V159H244ZM261 160H260V162H261ZM1 161H2V160H1ZM3 161H4V160H3ZM12 161H13V159H12ZM25 161H24V162H25ZM31 161H34V159L31 160ZM31 161H30V162H31ZM52 161H54V163H56L55 160H52ZM72 161H73V160H72ZM76 161H74V162H76ZM90 161H91V160H90ZM90 161H89V162H90ZM96 161H98V160H96ZM96 161H95V162H96ZM115 161H114V162H115ZM242 161H243V159H242ZM242 161H241V162H242ZM20 162H21L22 164H20ZM27 162H26V163H27ZM35 162H36V164H37L38 162H42V163H43V161H41V160L38 161V162L35 160ZM68 162H69V161H68ZM68 162H67V164L69 165ZM70 162H71V161H70ZM92 162H93V161H92ZM102 162H103V161H102ZM102 162H101V163H102ZM109 162H107L108 165L110 164ZM118 162H119V161H118ZM216 162H217V160H216ZM225 162L227 163V161H225ZM249 162H250V161H249ZM9 163H10V162H9ZM28 163H29V162H28ZM28 163H27V164H28ZM42 163H41V164H42ZM44 163H45V162H44ZM71 163L73 164V162H71ZM71 163H70V167H73V165H72ZM77 163H78V162H76V164H77ZM101 163H100V165H101ZM116 163H117V162H116ZM116 163H115V165L117 166ZM126 163H127V162H126ZM128 163H130V162H128ZM128 163H127V164H128ZM219 163H220V162H217V164H219ZM234 163H235V162H234ZM234 163H233V164H234ZM243 163H244V161H243ZM252 163H253V162H252ZM11 164H14V163H11ZM11 164H10V166H11ZM17 164H14L15 167L17 166ZM19 164H20V165H19ZM36 164H35V166H36ZM38 164H39V163H38ZM47 164H48V163H47ZM49 164H51V163L49 162ZM64 164H63V165H64ZM74 164H75V163H74ZM87 164H88V163H87ZM95 164H96V163H95ZM104 164H105V163H103L102 165L104 166ZM127 164H124V165L126 166L125 170H126V172L128 171L127 173H129L130 170H129V169L127 170V168H128V167H127ZM140 164H144V163H140ZM215 164H216V163H215ZM260 164H261V163H260ZM260 164H259V166H261ZM4 165H5V164H4ZM43 165H44V164H43ZM43 165H42V167H43ZM45 165H46V164H45ZM71 165H72V166H71ZM81 165H83V164H81ZM102 165H101V166H102ZM113 165H114V163H113ZM113 165H112V166H113ZM118 165H120V164L118 163ZM122 165H123V164H122ZM122 165H121V166H122ZM138 165H139V164H138ZM238 165H240V163H239ZM238 165H237V166H238ZM242 165H244V164H242ZM242 165H241V166H242ZM0 166H1V165H0ZM6 166H7V168H8V164H7ZM6 166H4V167H6ZM37 166H38V165H37ZM46 166H47V165H46ZM46 166H45V167H46ZM60 166H61V165H60ZM65 166H66V165H65ZM78 166H80V163L78 164ZM105 166H106V165H105ZM134 166H135V168H134ZM134 166H132V167H133L134 170H135L137 165L135 164ZM216 166H217V165H216ZM229 166H230V165H229ZM11 167H13V165H12ZM22 167H24V166H22ZM42 167H41L40 169H42ZM48 167H49V166H47V168H48ZM52 167H53V166H52ZM57 167H58V166H57ZM90 167H95V165H94V166H90ZM98 167H99V166H98ZM98 167H97V168H98ZM106 167H107V166H106ZM113 167H114V166H113ZM118 167H119V166H118ZM129 167H130V164H129ZM132 167H130V168L132 169ZM137 167H138V166H137ZM144 167H145V166H144ZM196 167H197V166H196ZM198 167H199V166H198ZM207 167H208V166H207ZM212 167H213V166H212ZM212 167H209V168H212ZM218 167H221L220 164H219ZM235 167H236V166H235ZM235 167H233V170H234ZM2 168H3V166H2ZM7 168H6V169H7ZM28 168H29V167H28ZM58 168L64 169V167H58ZM66 168H68V166H67ZM100 168H101V167H99L98 169H100ZM107 168H109V166H108ZM191 168H192V166H191ZM199 168H200V167H199ZM199 168H198V169H199ZM222 168H223V167H222ZM236 168H237V167H236ZM236 168H235L234 171L238 174V172L236 171ZM3 169H5V168H3ZM3 169L1 170L2 172L4 171ZM10 169H12V168H10ZM23 169H24V168H23ZM29 169H30V171H32L31 168H29ZM38 169H39V168H38ZM43 169H45V168H43ZM53 169H54V168H53ZM77 169H78V168H77ZM95 169H96V168H95ZM110 169H111V168H110ZM118 169H119V168H118ZM137 169H138V168H137ZM192 169H193V168H192ZM249 169H251V168L249 167ZM261 169H262V168H261ZM261 169H260V170H261ZM7 170H9V169H7ZM14 170H16V168H14ZM24 170H25V172H26V169H24ZM36 170H37V167H36ZM59 170H60V169H59ZM74 170H75V169H74ZM74 170H73V171H74ZM84 170H85V168H84ZM89 170H92V169L89 168ZM106 170H107V169H106ZM125 170H124V172H125ZM196 170H197V168H196ZM201 170H202V169H201ZM201 170H200V171H201ZM211 170L213 171L212 173H214V174H215L216 171H217L215 167L212 168ZM215 170H216V171H215ZM218 170H219V169H218ZM225 170H226V168H225ZM227 170L229 171V169H227ZM255 170H256V169H255ZM1 171H0V172H1ZM17 171H18V169H17ZM20 171H19V172H20ZM30 171H29V172H30ZM38 171H39V170H37V172H38ZM41 171H42V170H41ZM41 171H39V172H41ZM43 171H44V170H43ZM61 171H62V170H60V173H61ZM71 171H72V169L69 171V174L71 173ZM85 171H86V170H85ZM92 171H94V169H93ZM100 171H103V170H99V175L101 174ZM116 171H117V170H115V172H116ZM119 171H120V170H119ZM119 171H118V173H119ZM131 171H132V170H131ZM192 171H193V170H192ZM214 171H215V172H214ZM222 171H223V170H222ZM263 171H264V170H263ZM2 172H1V173H2ZM4 172H5V171H4ZM4 172H3V173H4ZM19 172H17V174H18ZM25 172H24V173H25ZM34 172H35V171H34ZM45 172H46V171H45ZM45 172H44V174H45L44 176H46V173H45ZM51 172L53 173V170H52ZM82 172H83V171H82ZM94 172L96 173V170H95ZM97 172H98V171H97ZM126 172H125V173H126ZM205 172H206V171H205ZM205 172H204V175H206ZM210 172H211V171H210ZM210 172H209V170H208V173H210ZM252 172H253V171H252ZM1 173H0V174H1ZM102 173H104V172H102ZM113 173H114V172H113ZM134 173H135V172H134ZM208 173H207V174H208ZM212 173H211L210 175H212ZM219 173H221V172H219ZM223 173H225V172H223ZM254 173H255V172H254ZM9 174L12 175L13 172H11V173H7V175H9ZM14 174H16V171L14 172ZM32 174H33V173H32ZM42 174H43V173H42ZM57 174H58V173H57ZM89 174L92 175L93 172H91V173H89ZM114 174H115V173H114ZM225 174H226V173H225ZM255 174H256V173H255ZM11 175H10V177H11ZM24 175H30V174H27V173H26V174H24ZM90 175H89V176H90ZM161 175H162V174H161ZM230 175H231V174H230ZM261 175H263V174H261ZM20 176H22V174H21ZM33 176H34V175H33ZM52 176H53V175H52ZM69 176H70V175H69ZM76 176H77V175H76ZM97 176H98V175H97ZM97 176H96V177H97ZM104 176H105V175H104ZM109 176H110V175H109ZM120 176H121V174H120ZM120 176H119V177H120ZM122 176H123V175H122ZM165 176H166V174H165ZM199 176H200V174H199ZM218 176H219V175H218ZM221 176H224V175H221V174H220L219 177L221 178ZM225 176H226V175H225ZM228 176H229V174H228ZM231 176H232V175H231ZM256 176H257V175H256ZM256 176H254V177H256ZM12 177L15 179L16 176H15V177L12 176ZM12 177H11V178H12ZM18 177H19V176H18ZM24 177H25V176H24ZM30 177H31V176H30ZM39 177H41V176H39ZM46 177H48V179H49V176H46ZM46 177H45V178H46ZM61 177H62V176H60V178H61ZM117 177H118V176H117ZM130 177H131V175H130ZM166 177H167V176H166ZM191 177H192V176H191ZM191 177H190V178H191ZM201 177H204L205 180H206V178H207V177H205V176L202 175V176L199 177L200 180H201ZM226 177H227V176H226ZM226 177H225V179H226ZM229 177H230V176H229ZM232 177H233V176H232ZM238 177H240V176H238ZM6 178H9V176L6 177ZM16 178H17V177H16ZM21 178H22V177L18 178V180L20 179V180H19L20 182H21V180L24 179V178H23V179H21ZM25 178H26V177H25ZM51 178H53V177H51ZM77 178H78V177H77ZM91 178H94V179H95V175L93 174V176H92ZM91 178L89 177V179H91ZM98 178H99V177H98ZM102 178H103V177H102ZM102 178L100 177V179H102ZM114 178H115V177H114ZM124 178H126V176H125ZM142 178H143V177H142ZM196 178H197V177H196ZM227 178H228V177H227ZM2 179H3V177H2ZM4 179H5V178H4ZM4 179H3V180H4ZM26 179H27V178H26ZM54 179H55V178H54ZM100 179H99V180H100ZM121 179H123V177H122ZM127 179L130 181L129 178H127ZM127 179H126V180H127ZM144 179H145V178H144ZM144 179H143V180H144ZM163 179H164V177H163ZM165 179H166V178H165ZM167 179H168V178H167ZM192 179H193V178H192ZM210 179H211V178H210ZM218 179H219V178H218ZM225 179H224V181H225ZM9 180H11V179H9ZM9 180L7 181V183L10 182ZM32 180H35V181H36V179H32ZM50 180H51V179H50ZM77 180H79V179H77ZM114 180H115V179H114ZM116 180H117V179H116ZM118 180H119V179H118ZM137 180H138V179H137ZM147 180H150V179H147ZM147 180H145V182H148ZM161 180H162V179H161ZM169 180H170V179H169ZM195 180H196V179H195ZM200 180H199V181H200ZM211 180H212V179H211ZM211 180H210V181H211ZM228 180H229V178H228ZM231 180H232V178H231ZM238 180H239V179H238ZM257 180H258V179H257ZM257 180H256V182H257ZM5 181H6V180H5ZM24 181H25V179L23 180V182H24ZM35 181H34V182H35ZM70 181H71V180H70ZM70 181H69V183H70ZM95 181H96V183H95L94 186L97 187L96 184H98L99 181H98V180H95ZM97 181H98V182H97ZM103 181H104V180H103ZM103 181H102L100 184H102ZM129 181H128V182H129ZM131 181H132V180H131ZM131 181H130V182H131ZM151 181H152V180H151ZM187 181H190V180H187ZM187 181H186V183H187ZM199 181H196L197 184H198ZM219 181H220L221 183L224 182V181H222L221 179L218 180V183H219ZM226 181H227V180H226ZM253 181H254V180H253ZM15 182H17V181H15ZM31 182H32V181H31ZM47 182H48V181H47ZM47 182H46V183H47ZM106 182H107V181H106ZM119 182H121V181L119 180L118 183H119ZM130 182H129V183H130ZM141 182H142V179H141ZM168 182H169V181H168ZM194 182H195V181H194ZM201 182H202V180H201ZM208 182H209V181H207V183H208ZM227 182H228V181H227ZM234 182H235V180H234ZM250 182H251V181H250ZM254 182H255V181H254ZM254 182H253V183H254ZM258 182H259V180H258ZM7 183H6V186H7V189H8V185H7ZM12 183H13V181H12ZM32 183H33V182H32ZM71 183H72V182H71ZM71 183H70V184H71ZM91 183H94V182H91ZM110 183H111V182H109V185H108V186H110ZM148 183H150V182H148ZM162 183H164V182H162ZM191 183H192V181H191ZM204 183H205V182H204ZM209 183H210V182H209ZM218 183H215L216 187H217V184H218ZM228 183H229V182H228ZM241 183H242V181H241ZM9 184H10V183H9ZM15 184H16V183H15ZM19 184H21V183H19ZM19 184L17 183V186H18ZM58 184H60V183H58ZM70 184H68V186H69ZM100 184H99V185H100ZM103 184H104V183H103ZM111 184H112V183H111ZM113 184H114V183H113ZM113 184H112V185H113ZM116 184H117V181H116ZM119 184H121V183H119ZM124 184H127V183L124 182ZM124 184H123V185H124ZM140 184H142V183H140ZM150 184H151V183H150ZM164 184H165V183H164ZM169 184H170V183H169ZM174 184H175V183H172L171 185L174 186ZM189 184H190V183H189ZM199 184H200V182H199ZM199 184H198V185H199ZM226 184H227V183L225 182V185H226ZM13 185H14V184H13ZM21 185H23V184H21ZM25 185H26V184H25ZM54 185H55V184H54ZM61 185H62V184H61ZM83 185H84V184H83ZM92 185H93V184H92ZM112 185H111V186H112ZM117 185H118V184H117ZM127 185L130 186V184H127ZM127 185H126V186H127ZM131 185H132V184H131ZM146 185H147V184H146ZM171 185H170V186H171ZM191 185H193V184H191ZM191 185H190V188H192ZM210 185L212 186L211 183H210ZM215 185H214V186H215ZM223 185H224V184H223ZM225 185L223 186V188L225 187ZM231 185H232V184H231ZM233 185H234V184H233ZM233 185H232V186H233ZM6 186H5V187H6ZM11 186H12V185H11ZM14 186H15V185H14ZM19 186H20V185H19ZM23 186H24V185H23ZM33 186H34V183H33ZM55 186H56V185H55ZM81 186H82V184H81ZM89 186H90V185H89ZM104 186H105V185H104ZM108 186H107V187H108ZM121 186H122V185H121ZM165 186H166V184H165ZM175 186H176V185H175ZM186 186H187V188L189 187V185H187V184H186ZM205 186H206V184H205ZM211 186H210V187H211ZM250 186H251V185H250ZM27 187H28V189L25 188V190H28V192H29V186H27ZM107 187H106V188H107ZM114 187L116 188V185L113 186V189H115ZM124 187H125V186H123V188H124ZM141 187H143V186H141ZM176 187L178 188V186H176ZM226 187H227V186H226ZM9 188H10V187H9ZM14 188H15V187H14ZM44 188H45V186H44ZM44 188H43V189H44ZM50 188H52V187H50ZM50 188H49V189H50ZM54 188H55V187H54ZM71 188H72V187H71ZM74 188H76V187H74ZM86 188H88V187L86 186ZM91 188H92V187H91ZM106 188H105V189H106ZM109 188H110V187H109ZM132 188H133V187H132ZM134 188H135V187H134ZM146 188H147V190H149V184L147 185ZM177 188H175L173 191H175ZM187 188H186V189H187ZM193 188H194V187H193ZM193 188H192V189H193ZM195 188L197 189V186H196ZM206 188H207V187H206ZM208 188H209V186H208ZM211 188H212V187H211ZM211 188H210V189H211ZM32 189H33V188L30 189V190H31V193L33 192ZM46 189H48V188L46 187ZM56 189H57V188H56ZM63 189H64V188H63ZM76 189H77V188H76ZM76 189H75V190H76ZM79 189H80V188H79ZM81 189H83V188H81ZM110 189H112V188H110ZM135 189H136V188H135ZM135 189H134V190H135ZM139 189H140V188H139ZM164 189H165V188H164ZM164 189H163V190H164ZM171 189H172V188H171ZM188 189H189V188H188ZM224 189H225V188H224ZM240 189H241V188H240ZM240 189H239V190H240ZM10 190H11V189H10ZM17 190H19V189H17ZM17 190H16V192H17ZM40 190H41V189H40ZM60 190H62V189H60ZM60 190H59V191H60ZM91 190H92V189H91ZM98 190H99V189H98ZM107 190H108V189H107ZM116 190H119V189H115V190H113L115 194L113 193V191H111V190H110V191L112 192V194H114V196H117L118 194H121V192L117 194L118 191L115 192ZM121 190H122V187H121ZM124 190H125V188H124ZM124 190H122V191H124ZM130 190H132V189H131V186H130ZM145 190H146V189H145ZM177 190H178V189H177ZM194 190H195V189H194ZM197 190H198V189H197ZM199 190H200V189H199ZM199 190H198V191H199ZM228 190H229V189H228ZM230 190H231V189H230ZM234 190H235V188H234ZM3 191H4V189H3ZM14 191H15V190H14ZM19 191H20V190H19ZM38 191H39V190H38ZM50 191H52L51 194L54 193L53 190H50ZM55 191L57 192V190H55ZM85 191H86V192H83L84 195H85L84 198H86V197L88 196V195H87L88 192H87L86 189H85ZM137 191H138V190H137ZM139 191H140V190H139ZM141 191H142V189H141ZM141 191H140V192H141ZM149 191H150V190H149ZM169 191H171V190L169 189ZM198 191L195 192V196L198 194ZM200 191H201V190H200ZM213 191H214V190H213ZM217 191H218V189H217ZM235 191H236V190H235ZM237 191H238V190H237ZM241 191H242V190H241ZM244 191H245V189H244ZM10 192H11V191H10ZM16 192H15V193H16ZM25 192H26V191H23L24 194H26ZM35 192H36V191H35ZM44 192H45V191H44ZM48 192H49V191L47 190L46 193H48ZM63 192H64V191H63ZM69 192H71V190H69ZM76 192H77V191H76ZM97 192H98V191H97ZM144 192H145V191H144ZM175 192H176V191H175ZM175 192H174V194H175ZM185 192H186V191H185ZM190 192H191V193H194V191H190ZM206 192H207V190H206ZM231 192H232V191H231ZM233 192H234V191H233ZM238 192H239V191H238ZM249 192H250V191H249ZM3 193H4V192H3ZM11 193L13 194V191H12ZM11 193H10V194H11ZM23 193H21V194H23ZM33 193H34V192H33ZM58 193H60V192H58ZM65 193H68V192H65ZM72 193H73V192H72ZM85 193H86V194H85ZM99 193H101V191H99ZM99 193H98V194H99ZM102 193H103V192H102ZM142 193H143V192H142ZM158 193H159V191H158ZM161 193H162V192H161ZM164 193H165V191H164ZM183 193H184V192H183ZM187 193H188V192H187ZM187 193H186L185 196H187ZM213 193H214V192H213ZM218 193H219V192H218ZM245 193H246V192H245ZM5 194H6V193H5ZM17 194H18V193H17ZM17 194H14V195H17ZM19 194H20V193H19ZM56 194H57V193H56ZM74 194H75V192H74ZM90 194H91V192H90ZM90 194H89V196H92V195H90ZM93 194H96V193H93ZM108 194H109V193H108ZM124 194L127 195V193H125V192H124ZM166 194H167V193H166ZM174 194H173V195H174ZM205 194H206V193H205ZM205 194H204V196H205ZM234 194H235V193H234ZM241 194H242V193H241ZM53 195H55V194H53ZM57 195H58V194H57ZM57 195H56V196H57ZM67 195H68V194H67ZM67 195H66V196H67ZM78 195H79V194H77V196H78ZM81 195H82V194H81ZM81 195H80V196H81ZM86 195H87V196H86ZM100 195H101V194H100ZM102 195H103V194H102ZM126 195H124V197H125ZM143 195H144V194H143ZM164 195H165V194H164ZM192 195H193V194H192ZM192 195H191V196H192ZM202 195H203V193H202ZM209 195H210V194H209ZM214 195H215V194H214ZM227 195H229V194H227ZM231 195H232V194H231ZM231 195H230V196H231ZM237 195H238V193L236 194V196H237ZM239 195H240V194H239ZM257 195H258V194H257ZM6 196L8 197V194H6ZM32 196H33V195H32ZM47 196H49V194H48ZM77 196H76V197H77ZM95 196H96V195H95ZM95 196L93 195V197H95ZM103 196H104V195H103ZM105 196H106V195H105ZM133 196H134V195H133ZM133 196H132V198H133ZM145 196H146V195H145ZM153 196H154V195H153ZM157 196H158V195H157ZM177 196H178V195H177ZM191 196H190V198H191ZM195 196H194V197H195ZM197 196H198V195H197ZM199 196H200V195H199ZM199 196H198V198H199ZM211 196H212V194L210 195V197H211ZM262 196H263V195H262ZM43 197H44V196H42L41 198H43ZM49 197H51V196H49ZM49 197H48V198H49ZM52 197H55V196H52ZM59 197H60V196H59ZM71 197H72V196H71ZM98 197H99V195H98L96 198H98ZM110 197H112V196L110 195ZM110 197H109V199L106 197V199H108V200L110 201ZM118 197H119V201H120V195H119ZM122 197H123V196H122ZM122 197H121V198H122ZM141 197H142V194L140 193V198H141ZM143 197H144V196H143ZM143 197H142V198H143ZM158 197H160V196H158ZM167 197H169V199H170V197H172V196H167ZM179 197H180V196H179ZM179 197H178V199H180ZM205 197H206V196H205ZM205 197H204V198H205ZM218 197H219V196H218ZM16 198H17V197H16ZM31 198H32V197H31ZM34 198H35V196H34L32 199L34 200ZM44 198L46 199L47 197L45 196ZM48 198H47L46 200L49 201L50 199H48ZM57 198H58V196H57ZM62 198H63V197H62ZM73 198L75 199L74 195H73ZM77 198H78V197H77ZM79 198H80V197H79ZM99 198H100V197H99ZM99 198H98V199H99ZM101 198H102V196H101ZM115 198H117V197H115ZM153 198H154V197H153ZM155 198H156V197H155ZM176 198H177V197H175V199H176ZM186 198H187V197H186ZM192 198H193V197H192ZM192 198H191V199H192ZM198 198H196V199H198ZM202 198H203V197H202ZM206 198H207V197H206ZM28 199H30V198H28ZM32 199H30L31 202H32ZM51 199H52V198H51ZM60 199H61V198H60ZM63 199H64V198H63ZM74 199H73V200H74ZM98 199H97V200H98ZM113 199H114V198H113ZM117 199H118V198H117ZM126 199H127V197L124 198L122 201H125ZM128 199H129V198H128ZM145 199H146V197H145ZM157 199H158V198H157ZM165 199H166V198H165ZM167 199H168V198H167ZM175 199H172V201L175 200ZM194 199H195V198H194ZM196 199H195V200H196ZM23 200H24V199H23ZM26 200H27V199H26ZM37 200H41V201H42V200H44V199H40V198H39V199H37ZM37 200L35 199L34 201L37 202ZM52 200H53V199H52ZM54 200H55V199H54ZM56 200H58V199H56ZM70 200H71V199H70ZM87 200H89L88 197H87V199H85V201H87ZM94 200H95V199H94ZM114 200H115V199H114ZM133 200H134V198L132 199L131 202L134 203ZM154 200H155V199H154ZM163 200H164V199H163ZM176 200H177V199H176ZM182 200H183V199H182ZM200 200H201V199H200ZM203 200H204V199H203ZM203 200H202V201H203ZM208 200H209V199H208ZM208 200H205V201H207V202L209 203L210 200H209V201H208ZM212 200H213V199H212ZM214 200L216 201V199H214ZM219 200H220V199H219ZM223 200H224V199H223ZM225 200H226V199H225ZM225 200L222 201V204H224V205L226 204ZM229 200H230V202H231V199H230V198H229ZM260 200H261V199H260ZM16 201H18V200H16ZM44 201H45V200H44ZM48 201H45L44 204H46V202H48ZM59 201H60V200H59ZM64 201H65V199H64ZM67 201H68V200H67ZM79 201H81V200L79 199ZM79 201L76 200L75 202H79ZM90 201H91V200H90ZM95 201H96V200H95ZM139 201H142V199H139ZM150 201L153 202V200H151V199H150ZM158 201H159V200H158ZM158 201H157V202H158ZM177 201H178V200H177ZM188 201H190V200H188ZM196 201H198V200H196ZM196 201H194V205H196V204H195ZM246 201H247V200H246ZM250 201H252V200H250ZM4 202H5V201H4ZM4 202H3V203H4ZM24 202H25V201H24ZM27 202H28V200H27ZM49 202H51V203L54 202V203H55V201H49ZM60 202H61V201H60ZM60 202H59V203H60ZM73 202H74V201H73ZM106 202H108V201H106ZM106 202H104V203H106ZM112 202H113V200H112ZM157 202H156V203H157ZM165 202H166V201H165ZM168 202H169V201H168ZM178 202H180V200H179ZM183 202H184V201H183ZM190 202H191V201H190ZM190 202H189V203H190ZM199 202L201 203V201H199ZM216 202H217V201H216ZM224 202H225V203H224ZM227 202H228V201H227ZM230 202H229V203H230ZM17 203H18V202H17ZM32 203L34 204V202H32ZM67 203H68V202H67ZM83 203H84V202H83ZM87 203H88V202H87ZM87 203H86V204H87ZM97 203H98V202H97ZM120 203H121V201H120ZM128 203H129V202L126 201V205H127ZM146 203H148V201H147ZM154 203H155V202H154ZM158 203H159V202H158ZM158 203H157V204H158ZM160 203H161V202H160ZM174 203H175V202H174ZM191 203H192V202H191ZM196 203H197V202H196ZM203 203H204V202H203ZM208 203H207V204H208ZM217 203H218V202H217ZM245 203H246V202H245ZM248 203H249V202H248ZM36 204H37V203H36ZM47 204H49V203H47ZM55 204H56V203H55ZM71 204H72V202H71ZM73 204H74V203H73ZM80 204H81V203H80ZM80 204H78V205H80ZM177 204H178V203H177ZM177 204H176V206H177ZM181 204H182V201H181ZM207 204L204 205V206L206 207ZM219 204H220V203H219ZM219 204H218V205H219ZM242 204H243V202H242ZM15 205L18 206L16 203H15ZM25 205H26V204H25ZM30 205H31V203H30ZM50 205H51V204H50ZM50 205H49V206H50ZM59 205H60V204H59ZM59 205H58V206H59ZM75 205H77V203H76ZM101 205L103 206L104 204H101ZM109 205H110V204H109ZM109 205H107V206L109 207ZM114 205H115V204H114ZM119 205H120V204H119ZM124 205H125V203H124ZM126 205H125V206H126ZM139 205H140V203H139ZM143 205H144V202H143ZM143 205L141 204V206H143ZM145 205H147V204H145ZM150 205H151V204H150ZM155 205H156V204H155ZM162 205H163V203H162ZM178 205H179V204H178ZM191 205L193 206V204H191ZM198 205L201 206L202 203H201V205L198 203ZM210 205H211V204H209V207H210ZM224 205H223V206H224ZM230 205H231V203H230ZM248 205H249V204H248ZM257 205H258V204H257ZM262 205H263V204H262ZM1 206H2V205H1ZM16 206H15V207H16ZM22 206H23V205H21V207H22ZM46 206H47V205H46ZM46 206H45V208H46ZM63 206H64V203H63ZM84 206H86V205H84ZM84 206H83V207H84ZM94 206H97V205L95 204ZM94 206H93V207H94ZM125 206H123L124 209H125ZM128 206H129L128 208H130V205H128ZM132 206H133V205H132ZM134 206L136 207V205H134ZM141 206H140L139 209L136 207V208L138 209V210H136V211L141 210V209H142ZM152 206H154V205H152ZM170 206H171V204H170ZM170 206H169V207H166V208H167V209H168V208H171ZM172 206H173V205H172ZM179 206H180V205H179ZM179 206H178V207H179ZM183 206H184V205H183ZM196 206H197V205H196ZM226 206H229V205L226 204ZM233 206H234V205H233ZM5 207H6V206H5ZM15 207H13V209H14ZM27 207H30V206L28 205ZM41 207H42V205H41ZM41 207H40V208H41ZM54 207H56V206L54 205ZM60 207H61V206L58 207V210H60ZM74 207H76V206H74ZM74 207L72 208L73 210H74ZM77 207L79 208V206H77ZM111 207H112V206H110L109 208L111 209ZM145 207H146V206H145ZM160 207H161V205H160ZM160 207H159V208H160ZM173 207H174V209H175V206H173ZM207 207H208V206H207ZM207 207H206V208H207ZM209 207H208V208H209ZM215 207H216V209L219 208V206H216V205H215ZM217 207H218V208H217ZM235 207H236V206H235ZM237 207H238V206H237ZM239 207H240V204H239ZM6 208H7V207H6ZM16 208H17V207H16ZM16 208H15L14 210H16ZM18 208H19V207H18ZM22 208H23V207H22ZM42 208H44V206H43ZM42 208H41V209H42ZM65 208H71V207H70V206L68 207V205H67V207H65ZM65 208H64V209H65ZM96 208H97V207H96ZM112 208L116 209V207H112ZM126 208H127V206H126ZM143 208H144V206H143ZM156 208H157V206H156ZM156 208H155V209H156ZM180 208H181V207H180ZM189 208H190V207H189ZM194 208H195V207H194ZM199 208H200V207H199ZM211 208H212V207H211ZM222 208H223V207H222ZM7 209H9V207H8ZM7 209H6V210H7ZM48 209H49V208H48ZM48 209H47V210H48ZM50 209H52V208H50ZM79 209H80V208H79ZM83 209H85V207H84ZM89 209H90V207H89ZM91 209H93V208L91 207ZM98 209H99V208H98ZM130 209H131L133 212L135 211V210H133V209H135L134 207H133V209H132V208H130ZM152 209H153V208H152ZM171 209H172V208H171ZM174 209H173V210H174ZM181 209H182V208H181ZM183 209H184V208H183ZM190 209H191V208H190ZM226 209H227V208H226ZM233 209H234V208H233ZM233 209H232V210H233ZM252 209H253V208H252ZM14 210H12V211H14ZM34 210H35V209H34ZM34 210H32L33 212L31 211V212H32V213H31V218H32V215L34 214ZM47 210H44V211L46 212ZM77 210H78V209H77ZM86 210H87V208H86ZM107 210H108V209H107ZM125 210H126V209H125ZM145 210H147V209H145ZM153 210H154V209H153ZM169 210H170V209H169ZM173 210H172V211H173ZM200 210L202 211L203 209L200 208ZM200 210H199V211H200ZM208 210H209V209H208ZM21 211H22V210H21ZM24 211H25V210H24ZM29 211H30V210H29ZM40 211H41V210H40ZM49 211H51V210H49ZM56 211H57V210H56ZM65 211H66V210H65ZM68 211H69V210H68ZM75 211H76V210H75ZM84 211H85V210H84ZM89 211H90V210H89ZM92 211H93V210H92ZM97 211H98V210H97ZM100 211H101V209H100ZM100 211H99V212H100ZM111 211L113 212V209H112ZM111 211H110V210L107 211V212H109V213H107V212L105 211V213H107V214L109 215L110 213H112ZM114 211H115V210H114ZM117 211H118V210H117ZM128 211L130 212V210H128ZM136 211H135V212H136ZM159 211H160V210H159ZM166 211H167V210H166ZM179 211H180V210H178V212H179ZM192 211H193V210H192ZM199 211H198V213H199ZM204 211H205V210H204ZM210 211H211V210H210ZM210 211H207V212H210ZM221 211H222V209H221ZM243 211H244V209H243ZM3 212L5 213V215L7 214V217L9 216V215H8L9 212H8V213L5 212V211H3ZM3 212H1V213H3ZM10 212H11V211H10ZM15 212H16V211H14V213H15ZM27 212H28V211L26 210V213H27ZM41 212H43V210H42ZM57 212H58V211H57ZM85 212H86V211H85ZM101 212H102V211H101ZM154 212H155V211H154ZM154 212H152V214H153ZM157 212H158V211H157ZM167 212H168V211H167ZM167 212H166V213H167ZM180 212H182V210H181ZM195 212H196V211H195ZM195 212H194V213H195ZM205 212H206V211H205ZM205 212H204V213H205ZM226 212H227V211H226ZM12 213H13V212H12ZM14 213H13V214H14ZM24 213H25V212H24ZM26 213H25V214H26ZM39 213H40V212H39ZM43 213H44V212H43ZM71 213H72V212H71ZM71 213H69V214H71ZM76 213H77V212H76ZM87 213H88V210H87ZM90 213H91V212H90ZM95 213H96V212H95ZM103 213H104V212H103ZM116 213H117V212H116ZM121 213H122V212H121ZM123 213H126V212H123ZM123 213L120 214V215H124ZM141 213H142V212H141ZM146 213H147V212H146ZM146 213H144L143 216H146V215H145ZM164 213H165V212H164ZM171 213H172V212H171ZM171 213H170V214H171ZM188 213H189V211H188ZM200 213L202 214V212H200ZM200 213H199V214H200ZM228 213L230 214L229 211L227 212V214H228ZM248 213H249V211H248ZM258 213H259V212H258ZM258 213H257V214H258ZM260 213H261V211H260ZM28 214H30V213H28ZM37 214H38V213H36V216H37ZM56 214H57V213H56ZM92 214H93V213H92ZM98 214H99V213H98ZM135 214H137V212H136ZM139 214H140V213H139ZM159 214H161V213H159ZM168 214H169V213H168ZM190 214H191V212H190ZM201 214H200V215H201ZM223 214H225V213L223 212ZM227 214H226V215H227ZM254 214H256V213H254ZM2 215H3V214H2ZM38 215H39V214H38ZM89 215H90V214H89ZM89 215L87 216V218L89 217ZM93 215H95V214H93ZM101 215H102V213H101ZM101 215H100V216H101ZM105 215H106V214H105ZM115 215H118V213L115 214ZM125 215H128V213L125 214ZM125 215H124V216H125ZM148 215L151 216V213H149ZM165 215H166V214H165ZM165 215H164V217H165ZM172 215H173V214H172ZM184 215L187 217L186 214H184ZM194 215H195V214H193V216H194ZM196 215H197V213H196ZM200 215H199V216H200ZM236 215L238 216V215H240V214H236ZM15 216H16V215H15ZM15 216H14V217H15ZM21 216H27V215H24V214H23V215H21ZM28 216H29V215H28ZM44 216H45V214H44ZM50 216H52V215L50 214ZM50 216H48V218H49ZM65 216H66V214H65ZM65 216H64V217H65ZM70 216H71V215H70ZM70 216H69V217H70ZM84 216H85V215H84ZM112 216H113V215H112ZM118 216H119V215H118ZM141 216H142V215H141ZM160 216H161V215H160ZM166 216H167V215H166ZM169 216H170V215H169ZM191 216H192V215H191ZM203 216H204V219H205V215H203ZM206 216H207V215H206ZM223 216H224V215H223ZM229 216H231V215H228V219H229ZM258 216H261V214L258 215ZM0 217H1V216H0ZM12 217H13V216H12ZM37 217L39 218V216H37ZM45 217H46V216H45ZM52 217H53V216H52ZM55 217H56V215H55ZM67 217H68V216H67ZM75 217H76V215H75ZM98 217H99V216H98ZM98 217H97V219H98ZM116 217H117V216H116ZM116 217H115V219H116ZM134 217H136V216H134ZM173 217H174V216H172L171 218L173 219ZM177 217H178V216H177ZM179 217H180V216H179ZM179 217H178V218H179ZM186 217H185V218H186ZM201 217H202V216H201ZM201 217H198V218L201 219ZM256 217H257V215H256ZM261 217H262V216H261ZM261 217H260V218H261ZM23 218H24V221H23V222L26 223V222H25L26 217H23ZM23 218H21V219H23ZM29 218H30V217H29ZM31 218H30V219H31ZM34 218H35V216H34ZM34 218H32V219H33V222H34V220H35ZM38 218H37V219H38ZM53 218H54V217H53ZM56 218H57V217H56ZM62 218H63V216H62ZM62 218H61V216H60V219H62ZM76 218H78V217H76ZM100 218H101V221H103V220H102L103 216H101ZM110 218H111V217H110ZM140 218H141V217H140ZM142 218H143V217H142ZM144 218H145V217H144ZM151 218H152V217H151ZM167 218H168V217H167ZM192 218H193V217H192ZM217 218H218V217H217ZM222 218H223V217H222ZM236 218H237V217H236ZM253 218H254V217H253ZM1 219H2V218H0V220H1ZM3 219H4V218H3ZM3 219H2V220H3ZM8 219H9V218H7V220H8ZM14 219H15V218H14ZM50 219H51V218H50ZM81 219H83V218L81 217L80 220H81ZM89 219H90V218H89ZM97 219H96V221L99 220V219H98V220H97ZM103 219H104V218H103ZM111 219H112V218H111ZM111 219H110V221H111ZM134 219H135V218H134ZM146 219L148 220L149 218L147 217ZM163 219H164V218H163ZM169 219H170V217H169ZM172 219H171V220H172ZM179 219H180V218H179ZM204 219H203V220H204ZM207 219H208V218H207ZM258 219H259V217H258ZM263 219H264V218H263ZM7 220H6V221H7ZM62 220H63V219H62ZM66 220H72V218H69V219L67 218ZM76 220H77V219H76ZM78 220H79V219H78ZM105 220L107 221V219H105ZM105 220H104V221H105ZM116 220H117V219H116ZM118 220L121 222V219H118ZM118 220H117V221H118ZM122 220H124V218H123ZM155 220H156V219H155ZM155 220H154V221H155ZM157 220H158V216H157ZM157 220H156V222H157ZM171 220H170V221H171ZM181 220H184V218L181 219ZM181 220H180L179 222H181ZM191 220H192V219H190V221H191ZM195 220H196V218H195ZM195 220H194V221H195ZM205 220H206V219H205ZM209 220H210V219H209ZM209 220H208V222H210ZM219 220H220V218H219ZM221 220H222V219H221ZM243 220H244V218H243ZM6 221H5V222H6ZM16 221H17V217H16ZM21 221H22V220H21ZM30 221H31V220H30ZM51 221H52V220H50V222H51ZM57 221H59V219H57ZM60 221H61V220H60ZM84 221H85V220H84ZM104 221H103V222H104ZM106 221L104 222L105 224H106ZM110 221H109V222H110ZM113 221H115V220H113ZM124 221H125V220H124ZM126 221H127V220H126ZM140 221L142 222V219H141ZM143 221H144V219H143ZM148 221H149V220H148ZM165 221H167L166 218H165ZM190 221L188 222V224H190ZM196 221H197V220H196ZM216 221H217V220H216ZM223 221H224V220H223ZM229 221H230V220H229ZM5 222H4V223H5ZM9 222H10V221H9ZM18 222H20V220H19ZM23 222H22L21 224H23ZM27 222H28V221H27ZM37 222H38V221H37ZM37 222L35 221L36 224H37ZM62 222H63V221H61V223H62ZM65 222H67V221H65ZM79 222H80V221H79ZM79 222H78V225H79ZM94 222H95V220H94ZM109 222H108V224H111V223H112V221H111L110 223H109ZM115 222H116V221H115ZM120 222H118V223H120ZM127 222H128V221H127ZM131 222H132V221H131ZM137 222H138V220H137ZM145 222H146V220H145ZM182 222H183V221H182ZM199 222H200V221H199ZM201 222H202V220H201ZM236 222H238V221L236 220ZM261 222H262V221H261ZM4 223H2V224H4ZM13 223H14V221L12 222L11 225H13ZM51 223H53V221H52ZM80 223H81V222H80ZM113 223H114V222H113ZM133 223H135V222H133ZM138 223H139V222H138ZM143 223H144V222H143ZM158 223H160V221L157 222V224H158ZM162 223H163V222H162ZM162 223H161V224H162ZM167 223H168V222H167ZM167 223H166V224H167ZM169 223H170V222H169ZM169 223H168V224H169ZM203 223H204V222H203ZM203 223H202V225H204ZM205 223H207V222L205 221ZM216 223H217V222H216ZM256 223H257V222H256ZM259 223H260V222H259ZM7 224H8V223H7ZM57 224L59 225V223H57ZM69 224H70V222H69ZM90 224H91V223H90ZM97 224H98V223H97ZM102 224H103V223H102ZM114 224H115V226H116L117 222L114 223ZM126 224H127V223H126ZM135 224H136V223H135ZM146 224H147V222H146ZM157 224H156V225H157ZM199 224H201V223H199ZM208 224H209V223H208ZM211 224H212V223H211ZM230 224H231V223H230ZM4 225H6V224H4ZM4 225L1 226V229H3L2 227H4ZM9 225H10V224H9ZM9 225H8V226H9ZM11 225H10V226H11ZM39 225H40V224H39ZM39 225H34V228H37V226H39ZM48 225H49V224H48ZM58 225H57V227H55V228H56L55 232L58 230L56 234H58V232H60V231L62 232V231L65 230V229H63V227H64L63 225H60V226L62 227V228H61L62 230H60V228H58ZM72 225L74 226L75 224H72ZM72 225H71V229H73V226H72ZM81 225H82V224H81ZM85 225H86V223H85ZM95 225H96V222H95ZM106 225H107V224H106ZM117 225H120V227L118 226L119 229H120V228H121V223H120V224H117ZM124 225H125V223H124ZM144 225H145V224H144ZM162 225H163V224H162ZM162 225H161V226H162ZM177 225L179 226V224H177ZM177 225H176V226H177ZM180 225H181V224H180ZM196 225H198V224L196 223L194 227H197ZM209 225H210V224H209ZM212 225H213V224H212ZM212 225H210V226H212ZM215 225H216V224H214V227H216L215 229H217V227H219V226H215ZM226 225H227V223H226ZM262 225H263V224H262ZM23 226H24V225H23ZM27 226H28V225H27ZM66 226H67V227H66V230H68L67 228H70V227H69L70 225L68 226V222H67ZM103 226H104V225H103ZM115 226L111 227L112 229H111V228H107V229H111V230H113ZM126 226H127V225H126ZM126 226H125V227H126ZM135 226H136V225H135ZM140 226L142 227L143 224L141 225V223H140ZM140 226H139V227H140ZM149 226H150V224H149ZM164 226H165V225H164ZM167 226H168V225H167ZM167 226H166V227H167ZM192 226H193V225L190 226V229H191ZM233 226H234V225H233ZM11 227H12V226H11ZM19 227H20V225H19ZM41 227H42V223H41ZM41 227H40V228H41ZM49 227H50V225H49ZM84 227H85V226H84ZM100 227H101V226H100ZM104 227H105V226H104ZM125 227H124V228H125ZM127 227H128V226H127ZM136 227H137V226H136ZM145 227H146V226H145ZM147 227H148V226H147ZM147 227H146V228H147ZM162 227H163V226H162ZM172 227H173V226H172ZM194 227H193V228H194ZM236 227H238V226L236 225ZM13 228H14V226H13ZM25 228H26V227H25ZM27 228H29V227H27ZM27 228H26V229H27ZM30 228H32V227H30ZM51 228H52V227H51ZM76 228H77V227H76ZM94 228H95V227H94ZM94 228H93V230H92L93 232H95V231H94ZM96 228H98V227H96ZM101 228H102V227H101ZM152 228H153V225H152ZM197 228H198V227H197ZM18 229L21 230V227L18 228ZM26 229H25V230H26ZM44 229H46V227H45ZM71 229H70V230H71ZM88 229H90V228H88ZM125 229H126V228H125ZM160 229H161V228H160ZM165 229H166V228H165ZM182 229H184V227H182ZM182 229H181V231H182ZM195 229H196V228H195ZM208 229H209V228H208ZM213 229H214V228H212L211 230H213ZM215 229H214V231H215ZM220 229H221V228H220ZM231 229H232V228H231ZM231 229H230V231H232ZM239 229H240V228H239ZM244 229H245L244 231L247 230L246 228H244ZM10 230H11V229H10ZM19 230H18V231H19ZM22 230H24V229H22ZM32 230H33V229H32ZM32 230H31V231H32ZM35 230H36V229H35ZM53 230H54V229H53ZM79 230H80V228H79ZM79 230H78V231H79ZM85 230H86V229H85ZM100 230H101V233H102V229H100ZM103 230H104V229H103ZM111 230H110V231H111ZM121 230H123V228H121L119 231H121ZM134 230H135V228H134ZM136 230H137V233L140 232V229H139V228H137ZM136 230H135V231H136ZM144 230H145V229H144ZM147 230H148L149 232L151 231L150 229H147ZM147 230H145V231H146L147 234H148V231H147ZM152 230H153V229H152ZM184 230L186 231V229H184ZM196 230H197V229H196ZM203 230H204V228H203ZM205 230H207V229H205ZM209 230H210V229H209ZM209 230H208V231H209ZM218 230H219V228H218ZM262 230H264V229H262ZM13 231H15V230L13 229L12 232H13ZM16 231H17V230H16ZM36 231H37V230H36ZM36 231H35V232H36ZM50 231H51V230H50ZM50 231H49V233H48L49 235L51 234ZM71 231H74V230H71ZM106 231H109V230H106ZM127 231H129V229H128V230L126 229L125 232H127ZM131 231H132V230H131ZM135 231H134V232H135ZM145 231H144V233H145ZM156 231H157V229L155 230V232H156ZM165 231H166V230H165ZM177 231H179V229H178ZM177 231H176V232H177ZM188 231H189V230H188ZM194 231H195V230H194ZM194 231H192V232H194ZM198 231L200 232V230H198ZM198 231H197V232H198ZM201 231H202V230H201ZM216 231H217V230H216ZM216 231H215V232H216ZM221 231H222V230H221ZM237 231H238V228H237ZM251 231H252V230H251ZM256 231H257V230H256ZM23 232H24V231H22V233H23ZM25 232H26V231H25ZM27 232H30V231H27ZM41 232L43 233V231H41ZM53 232H54V231H53ZM68 232H69L68 234H70V233H71L72 235L75 234L74 232H70V231H68ZM87 232L90 233V231H87ZM121 232H122V231H121ZM121 232H116V233L119 234V233H121ZM132 232H133V231H132ZM134 232H133V233H134ZM155 232H154V233H155ZM167 232H168V230H167ZM199 232H198V234H197V237H199V235H200ZM202 232L204 233V231H202ZM212 232H213V231H211V232H209V233H212ZM238 232H239V231H238ZM1 233H2V231H1ZM7 233H9L8 230H7ZM7 233H6V234H7ZM20 233H21V232H20ZM79 233H80V232H78V235H79ZM99 233H100V232H99ZM104 233H105V232H104ZM109 233H110V232H109ZM114 233H115V230H114ZM144 233H143V235H144ZM179 233H180V231H179ZM189 233H191V232H189ZM203 233H202V234H203ZM206 233H207V232H206ZM223 233H224V232H222V235H223ZM251 233H252V232H251ZM251 233H248V234L251 235ZM254 233H255V229H254ZM15 234H16V233H15ZM38 234H39V236L42 235V237H41L40 239L44 238V241H42V242H45V239H46L47 237L49 238V236L46 235V232H44V234L46 235V236H45L46 238L43 236L44 234L37 233V235H38ZM71 234H70V235H71ZM84 234H85V233H84ZM84 234H83V236H84ZM93 234H94V233L89 234V236H90V235L93 236ZM97 234H98V233H97ZM111 234H113V232L110 233V235H111ZM118 234H117V235H118ZM126 234H127V233H124V235H126ZM129 234H131V233L129 232ZM168 234H169V233H168ZM168 234H163L162 236H165V235H168ZM177 234H178V232H177ZM183 234H184V233H183V231H182V234H180V237H181V235H183ZM212 234H214V233H212ZM215 234H216V233H215ZM230 234L233 235L234 233H231V232H230ZM238 234H239V233H238ZM244 234H245V233H244ZM255 234H256V233H255ZM8 235H9L8 237L11 236V234H8ZM16 235H18V234H16ZM19 235H20V234H19ZM61 235H64V232H63V234H61ZM70 235H69V236H70ZM78 235H76V236H78ZM94 235H95V234H94ZM114 235H115V234H114ZM119 235H121V234H119ZM122 235H123V234H122ZM133 235H134V234H133ZM137 235H140V234H137ZM145 235H146V234H145ZM148 235H149V234H148ZM152 235H153V234H152ZM154 235H155V234H154ZM204 235H205V234H204ZM259 235H260V234H259ZM259 235H258V236H259ZM12 236H14V234H13ZM22 236H23V235H22ZM51 236H53V234H52ZM51 236H50V238H52ZM69 236L67 235L66 237L69 238ZM95 236H98V235H95ZM106 236H107V235H106ZM172 236H173V235H172ZM193 236H194V235H193ZM205 236H206V235H205ZM214 236H217V235H214ZM229 236H230V235H229ZM241 236H242V235H241ZM244 236H245V235H244ZM247 236H249V235H247ZM252 236H255V235L253 234ZM14 237H15V236H14ZM32 237H33V236H32ZM53 237H54V236H53ZM58 237H59V234H58ZM58 237H56V238L58 239ZM60 237H61V236H60ZM62 237H65V236H62ZM101 237H103V236H101ZM109 237H110V236H108L107 238L109 239ZM112 237H113V236H112ZM118 237H119V236H118ZM126 237H127V235H126ZM138 237H140V236H138ZM138 237H137V238H138ZM143 237L145 238V236H143ZM146 237H147V236H146ZM157 237L161 240V236L159 237V235H157ZM182 237H183V236H182ZM182 237H181V238H182ZM200 237H201V236H200ZM206 237H208V236H206ZM209 237H210V235H209ZM249 237H250V236H249ZM86 238H88V235L86 236ZM86 238H85V236H84L82 239L85 240ZM94 238H95V237H94ZM94 238H91V240H93ZM103 238H104V237H103ZM107 238H105V240H106ZM113 238H114V237H113ZM129 238H130V237H128V239H129ZM133 238L135 239V237H133ZM144 238H143V239H144ZM152 238H153V237H152ZM154 238H156V237H154ZM193 238H195V236H194ZM219 238H220V237H219ZM222 238H223V237H222ZM225 238H226V237H225ZM230 238H231V236H230ZM235 238H236V237H235ZM245 238H246V237H245ZM250 238H252V237H250ZM250 238H249V240H250ZM254 238H255V240H256V238H258V237L256 236V237H254ZM263 238H264V237L262 236V240H261L262 243H263V240H264ZM3 239H5V238H3ZM12 239H13V238H11V240H12ZM15 239H16V238H15ZM26 239H27V238H26ZM31 239H32V238H31ZM40 239H38V240H40ZM54 239H55V238L52 239V243H54V244L56 245V244H57V243L55 242L56 240L53 242ZM100 239L102 240V238H100ZM119 239H120V237H119ZM128 239H127V238L124 239V240H126V241H125V243H126L125 245H127L128 241L131 240V239H129V240H128ZM140 239H141V238H139V240H140ZM156 239H157V238H156ZM159 239H158V240H159ZM167 239H168V238H167ZM170 239H171V237H170ZM178 239H179V236H178ZM210 239H211V237H210ZM220 239H221V238H220ZM258 239H259V238H258ZM0 240H1V239H0ZM8 240H9V242H10V239H8ZM38 240H37V241H38ZM42 240H43V239H42ZM50 240H51V239H50ZM50 240H49V241H50ZM59 240L61 241V238H60ZM74 240H75V238L73 239V241H74ZM87 240H88V239H87ZM87 240H86L87 243L85 242V244L82 242L83 240H81L80 242L77 241V242H79V246H80V243H81V244L83 243V244H82V248H83V250L85 249L84 245L86 246V244H88V241H90V240H88V241H87ZM98 240H99V239H98ZM105 240H104V241H105ZM112 240H113V239H112ZM112 240H111V242H112ZM127 240H128V241H127ZM139 240L137 241V244L140 243ZM141 240H142V239H141ZM144 240H147V238H145ZM151 240H154V239H151ZM158 240H157V241H158ZM196 240H197V239H196ZM203 240H204V239H203ZM205 240H206V239H205ZM207 240H209V239H207ZM214 240H215V239H214ZM216 240H217V239H216ZM222 240H223V239H222ZM231 240H232V239H230V241H231ZM238 240H239V238H238ZM240 240H241V239H240ZM244 240H245V239H244ZM12 241H13V240H12ZM17 241H18V240H17ZM37 241H36V242H37ZM73 241H72V244L74 245L75 242L73 243ZM75 241H76V240H75ZM106 241H107V240H106ZM106 241H105V242H106ZM109 241H110V240H109ZM155 241H156V240H155ZM162 241H163V240H162ZM162 241H158V242L163 243ZM170 241H172V240H170ZM170 241H169V242H170ZM189 241H191V240L189 239ZM189 241H188V239H187V242H189ZM201 241H202V240H201ZM211 241H212V240H211ZM230 241H229V242H230ZM2 242H3V241H2ZM2 242H1V243H2ZM9 242H8V243H9ZM58 242H59V241H58ZM63 242L65 243V241H63ZM91 242H92V241H91ZM100 242H101V241H100ZM102 242H103V240H102ZM102 242H101V243H102ZM113 242H114V241H113ZM113 242H112V243H113ZM119 242H120V240H119ZM138 242H139V243H138ZM142 242H143V241H142ZM167 242H168V241H167ZM169 242H168V243H169ZM175 242H176V241H175ZM216 242H217V241H216ZM225 242H226V241H225ZM225 242L223 241V243H225ZM227 242H228V241H227ZM240 242H242V241H240ZM240 242H238V244H239ZM250 242H252V241L250 240ZM253 242H256V241H253ZM257 242H259V241H257ZM15 243H16V242H15ZM31 243H32V246H33V242H31ZM46 243L48 244V243H50V242H46ZM52 243H50V244H52ZM60 243H61V242H59V244H60ZM64 243H63L62 245L65 247V244H66V243H65V244H64ZM96 243H97V241H96ZM103 243H104V242H103ZM116 243H117V242H116ZM153 243H154V242H153ZM156 243H157V242H156ZM176 243L178 244V240H177ZM185 243H186V242H185ZM206 243H207V241H206ZM223 243H222V245H223ZM247 243H248V242H247ZM11 244H12V242L10 243V246H11ZM13 244H14V242H13ZM19 244H20V242L18 243V245H19ZM21 244H22V243H21ZM21 244H20V246H21ZM41 244H42V243H41ZM47 244H46V247H47ZM72 244H69V245L71 246ZM91 244H94L93 246H96L95 242H94V243L92 242ZM97 244H98V243H97ZM123 244H124V243H123ZM123 244H122V245H123ZM129 244H130V243H129ZM134 244H135V243H134ZM157 244H158V243H157ZM182 244H183V243H182ZM186 244H187V243H186ZM203 244H204V243H203ZM208 244H209V242H208ZM213 244L216 245L215 243H213ZM219 244H220V243H219ZM233 244H234V243H233V241H232L231 246H232ZM238 244H237V245H238ZM250 244H251V243H250ZM258 244L260 245V243H258ZM258 244H257V245H258ZM0 245H1V244H0ZM14 245H15V244H14ZM14 245H13V246H14ZM27 245H29V244H27ZM76 245H77V244H76ZM101 245H102V244H101ZM106 245L109 246V243L107 242ZM118 245H120V244H118ZM140 245L142 246V244H140ZM151 245H152V244H151ZM159 245H160V244H159ZM161 245H163V247L165 246V244H161ZM168 245H169V244H167V246H168ZM183 245L185 246V244H183ZM190 245H191V244H190ZM198 245H199V244H198ZM224 245H225V247H227L226 244H224ZM227 245H228V244H227ZM6 246H8V245H6ZM29 246H30V245H29ZM32 246H30V247L32 248ZM44 246H45V245H44V243H43V247H44ZM60 246H61V245H60ZM60 246H59V247H60ZM63 246H61V247H63ZM74 246H75V245H74ZM77 246H78V245H77ZM79 246H78V247H79ZM91 246H92V245H91ZM113 246H114V245H113ZM128 246H129V245H128ZM128 246H126V247H128ZM131 246H132V244H131ZM135 246H136V245H135ZM148 246H150V245H148ZM153 246H154V245H153ZM155 246H156V244H155ZM180 246H181V245H180ZM199 246H200V245H199ZM199 246H197V247H199ZM216 246H218V248L220 247L219 245H216ZM216 246H215L214 248H216ZM231 246H230L229 248H231ZM234 246H235V245H234ZM240 246L242 247V245H240ZM248 246H249V244H248ZM255 246H256V245H255ZM30 247H28V248L30 249ZM48 247H49V246H48ZM86 247L88 248V246H86ZM98 247H99V246H98ZM109 247H110V246H109ZM121 247H122V246H121ZM121 247H119V248H121ZM123 247H124V246H123ZM123 247H122V248H123ZM126 247H124V248H126ZM132 247H133V246H132ZM143 247H144V248H143ZM143 247H141V249L143 248L144 251L148 248V247L145 248V247H146L145 245H144ZM151 247H152V246L149 247V250L151 249ZM156 247H157V246H156ZM158 247H159V246H158ZM172 247H173V246H172ZM172 247H171V249H172ZM203 247H204V245H203ZM207 247H208V246H207ZM212 247H213V246L211 245L210 249H211ZM232 247H233V246H232ZM258 247H259V246H258ZM258 247H257V251H256V252H258V250H259ZM10 248H13V247H10ZM24 248H25V247H24ZM24 248L22 249L23 251L26 250V249H24ZM49 248H50V247H49ZM66 248H67V247H66ZM66 248H65V249H66ZM80 248H81V247H80ZM95 248H96V247H95ZM100 248H101V250H102L103 247L101 246ZM112 248H113V247H112ZM112 248H111V249H112ZM119 248H118V249H119ZM129 248H130V247H129ZM138 248H140V247H138ZM152 248H153V247H152ZM159 248H160V247H159ZM174 248H175V247H174ZM176 248H177V247H176ZM176 248H175V250H176ZM192 248H193V247H192ZM200 248H201V247H199V251H200ZM222 248H223V247H222ZM246 248H247V247H246ZM254 248H255V247H254ZM0 249H1V248H0ZM44 249L46 250L47 248H44ZM50 249L53 250L52 248H50ZM70 249H71V248H69L68 252L70 251ZM73 249H74V247H73ZM75 249H76V247H75ZM96 249H97V248H96ZM103 249H105V248H103ZM111 249H109V250H111ZM127 249H128V248H127ZM161 249H162V248H161ZM167 249H168V248H167ZM178 249H180V248L178 247ZM190 249H191V248H190ZM206 249H207V248H206ZM227 249H228V248H227ZM237 249H239V248L237 247ZM240 249H241V248H240ZM240 249H239V250H240ZM247 249H248V248H247ZM250 249H251V248H250ZM71 250H72V249H71ZM78 250H79V249L77 248L76 251H78ZM85 250H86V249H85ZM85 250H84V252L86 253ZM99 250H100V249H99ZM99 250H97V251H99ZM101 250H100V252H103V250H102V251H101ZM112 250H113V249H112ZM112 250H111V251H112ZM114 250H115V248H114ZM131 250H132V249H131ZM138 250H139V249H138ZM181 250H184V247H183V249H181ZM191 250H192V249H191ZM208 250H209V248H208ZM208 250H207V252H208ZM213 250H214V249H213ZM220 250H222V249H220ZM225 250H226V249H225ZM235 250H236V249H235ZM26 251H27V250H26ZM28 251H29V250H28ZM32 251H33V248H32ZM32 251H31V252H32ZM46 251H49V250H46ZM65 251H66V250H65ZM74 251H75V250H74ZM81 251H82V250H80V252H81ZM95 251H96V250H95ZM97 251H96V252H97ZM132 251H133V250H132ZM157 251H158V250H157ZM163 251H164V250H163ZM167 251H168V250H167ZM178 251H179V250H178ZM211 251H212V250H211ZM211 251H210V252H211ZM214 251H215V250H214ZM218 251H219V250H218ZM218 251H217V252H218ZM244 251H245V250H244ZM252 251H253V249L251 250V252H252ZM1 252H2V250H1ZM21 252H22V251H21ZM40 252H41V251H39V253H40ZM53 252H54V251H53ZM108 252H109V251H107L106 253H108ZM113 252H114V251H113ZM113 252H112V253H113ZM118 252H121V250H119ZM130 252H131V251H130ZM139 252H140V250H139ZM142 252H143V251H142ZM181 252L184 253L185 251H184V252L181 251ZM187 252H188V251H187ZM200 252H201V251H200ZM224 252H225V251H223V253H224ZM248 252H250V251L248 250ZM248 252H247V254H248ZM11 253H12V252H11ZM34 253H35V252H34ZM62 253H63V254H62ZM62 253H61L62 255H65L64 252H62ZM90 253H91V255H92V251H90ZM90 253H89V254H90ZM103 253H104V252H103ZM106 253H105V254H106ZM112 253H111V255L109 254V256L112 257V256L115 254V253H113V255H112ZM121 253H122V252H121ZM121 253H120V254H121ZM140 253H141V252H140ZM161 253H164V252H161ZM172 253H173V251H172ZM182 253H180V255L178 256V254H177V252H176V255L179 257V259H178V257H177L176 259L181 260V258L184 257V256H182V255H183ZM205 253H206V252H205ZM208 253H209V252H208ZM208 253H207V254H208ZM211 253H212V252H211ZM215 253H216V252H215ZM215 253H214V255H215ZM220 253H221V252H220ZM225 253H226V252H225ZM227 253H228V251H227ZM236 253H237V252H236ZM245 253H246V252H245ZM258 253H259L260 256H261V252L259 251ZM258 253H257V255H258ZM12 254H13V253H12ZM26 254H27V253H26ZM30 254H31V253H30ZM30 254H29V255H30ZM69 254H70V253H69ZM71 254H73V253H71ZM77 254L80 255L79 251H78ZM93 254H94V253H93ZM105 254H104V256L107 255V254H106V255H105ZM146 254H148V251L146 252ZM166 254H169V253H166ZM181 254H182V255H181ZM200 254H201V253H200ZM209 254H210V253H209ZM209 254H208V257H209ZM228 254H230V253H228ZM251 254H252V253H251ZM255 254H256V253H255ZM22 255H24V252H23ZM22 255H20V256H22ZM36 255H37V254H36ZM40 255H41V254H40ZM59 255H60V254H59ZM67 255H68V254H67ZM79 255H77V257H78ZM96 255L101 256V255L98 254V252L95 253L94 256H96ZM117 255H118V254H117ZM134 255H135V254H134ZM134 255H132V256H134ZM137 255H138V254H137ZM140 255H141V254H140ZM140 255H139V256H140ZM144 255H145V254H144ZM151 255H152V254H151ZM160 255H161V254H159V256H160ZM162 255H163V254H162ZM162 255H161V256H162ZM170 255H171V254H170ZM170 255H169V259L171 258ZM192 255H193V254H192ZM205 255H206V254H205ZM218 255H219V254H218ZM218 255H216V256H218ZM225 255H226V254H225ZM231 255H232V254H231ZM231 255H230V257H231ZM239 255H240V254H239ZM245 255H246V254H245ZM253 255H254V254H253ZM4 256H5V255H4ZM20 256H19V260H18L19 262H21V261H20V258H21ZM31 256H32V254H31ZM41 256H42V255H41ZM43 256L45 257V258L42 257V260H43V261H46L47 257H49V256H45L44 254H43ZM51 256H52V255H51ZM55 256H56V257H55ZM55 256H53V257L57 258V255H55ZM88 256H89V255H87V257H88ZM122 256H123V255H122ZM149 256H150V254H149ZM153 256L155 257V255H153ZM159 256H158V257H159ZM185 256H186V255H185ZM201 256H202V255H201ZM203 256H204V255H203ZM220 256H221V255H220ZM220 256H219V259L221 258ZM237 256H238V255H237ZM242 256H244L243 253H242ZM247 256H248V255H247ZM255 256H256V255H255ZM262 256H263V255H262ZM262 256H261V257H262ZM7 257H8V256H7ZM11 257H12V256H11ZM22 257H23V256H22ZM26 257H27V256H26ZM61 257H62V256H61ZM73 257H76V254H75V256H73ZM77 257H76V258H77ZM87 257H85V258H87ZM92 257H93V256H92ZM96 257H97V256H96ZM125 257H126V256H125ZM135 257H136V256H135ZM143 257H144V256H143ZM158 257H157V258H158ZM162 257H164V256H162ZM187 257H189V255H188ZM190 257H191V255H190ZM206 257H207V256H206ZM233 257H234V255H233ZM3 258H5V257H3ZM23 258H24V257H23ZM36 258H37V257H36ZM40 258H41V257H40ZM40 258H39V259H40ZM58 258L61 259L60 256H59ZM63 258H64V256H63ZM70 258H71V256H70ZM82 258H83V257H82ZM88 258H89V257H88ZM98 258H99V257H98ZM98 258H96V259L94 258V261L96 260L95 262H97V259H98ZM105 258H106V257H104L103 259H105ZM107 258H109V257L107 256ZM107 258H106V259H107ZM112 258H113V257H112ZM112 258H111V259H112ZM118 258H120V257H118ZM121 258H122V257H121ZM131 258H132V257H130V259H131ZM137 258H138V257H137ZM150 258H152V257L150 256ZM150 258L148 257L149 260H150ZM192 258H193V256H192ZM198 258H199V257H198ZM228 258H229V257H228ZM243 258H244V257H243ZM251 258H252V257H251ZM5 259H6V258H5ZM30 259H32V257H31ZM30 259H29V262H30ZM50 259H51V258H50ZM52 259L54 260V258H52ZM66 259H67V258H66ZM68 259H69V257H68ZM106 259H105V260H106ZM111 259H110V260H111ZM114 259H115V257H114ZM134 259H136V258H134ZM142 259H143V258H142ZM148 259H147V261H148ZM158 259H159V258H158ZM216 259L219 261L218 258H216ZM223 259H224V258H223ZM239 259H241V258H239ZM244 259H245V258H244ZM248 259H249V258H248ZM248 259H247L246 261H248ZM15 260H16V259H15ZM26 260H27V258H26ZM26 260H25V261H26ZM40 260H41V259H40ZM42 260H41V261H42ZM64 260H65V259H64ZM64 260L62 261L63 263L65 262ZM72 260L75 261L76 259L71 258V261H70V262H72ZM81 260H82V259H81ZM83 260L86 261L84 258H83ZM87 260H88V259H87ZM101 260H102V259H101ZM105 260H103V261L105 262ZM115 260H118V259H115ZM120 260H122V259H120ZM127 260H128V259H127ZM145 260H146V259H145ZM153 260H155V259L153 258ZM161 260H162V259H161ZM170 260H171V259H170ZM170 260H167V261H170ZM186 260H187V259H186ZM188 260H190V259L188 258ZM198 260H199V259H198ZM202 260H203V259H202ZM202 260H201V261H202ZM208 260H209V259H208ZM210 260H211V259H210ZM210 260H209V262H210ZM217 260H216V261H217ZM233 260H234V258H233ZM242 260H243V259H242ZM250 260H251V259H250ZM253 260H254V259H253ZM3 261H4V260H3ZM5 261H6V260H5ZM5 261L2 262V263H5ZM11 261H12V260H11ZM25 261H24V264H25ZM79 261H80V260H79ZM84 261H83V264H84ZM92 261H93V260H92ZM99 261H100V260H99ZM118 261H119V260H118ZM130 261H131V260H130ZM139 261H140V260H139ZM155 261L157 262V260H155ZM167 261H166V262H167ZM201 261H198V262L196 261V262L199 263V262H201ZM211 261H213V258H212ZM223 261H224V263H225L226 260H223ZM223 261H222V262H223ZM243 261H245V260H243ZM12 262H13V261H12ZM12 262H10V263H12ZM19 262H17V263H19ZM26 262H27V261H26ZM29 262H28L27 264H30ZM31 262H32V261H31ZM46 262H48V260H47ZM46 262H45V263H46ZM57 262L59 263L60 260H57ZM62 262H61V263H62ZM68 262H69V260H68ZM70 262H69V263H70ZM77 262H78V261H77ZM77 262H76L75 264H77ZM88 262H89V261H88ZM88 262H85V263H88ZM95 262H94V264H95ZM101 262H102V261H101ZM104 262H102V264H103ZM107 262H110V261L107 260ZM120 262H121V261H119V263H120ZM127 262H128V261H127ZM127 262H126V263H127ZM173 262H175V261H173ZM173 262H172V264H173ZM184 262H185V261H184ZM209 262H208L207 264H209ZM219 262H220V261H219ZM228 262H229V261H228ZM231 262H232V261H231ZM241 262H242V261H241ZM260 262H261V260H259L258 263H260ZM263 262H264V261H263ZM2 263H1V264H2ZM45 263H43V264H45ZM49 263H51V261H50ZM54 263L57 264L56 262H54ZM54 263L52 262V264H54ZM63 263H62V264H63ZM72 263H73V262H72ZM72 263H71V264H72ZM119 263H116V264H119ZM132 263H134V262L132 261ZM135 263H136V262H135ZM140 263H141V262H140ZM151 263H152V262H151ZM176 263H177V262H176ZM178 263H179V262H178ZM186 263H188V262H186ZM197 263H196V264H197ZM201 263H202V262H201ZM8 264H9V263H8ZM12 264H13V263H12ZM14 264H15V261H14ZM19 264H20V263H19ZM79 264H80V263H79ZM81 264H82V263H81ZM89 264H90V263H89ZM96 264H98V263H96ZM104 264H106V262H105ZM107 264H108V263H107ZM123 264H124V263H123ZM145 264H146V262H145ZM152 264H154V263H152ZM160 264H162V261H160ZM163 264H164V263H163ZM166 264H168V263H166ZM182 264H183V263H182ZM205 264H206V263H205ZM222 264H223V263H222ZM226 264H227V262H226ZM228 264H230V263H228ZM234 264H235V263H234ZM240 264H243V262L240 263ZM244 264H246V263L244 262ZM250 264H252V262H251Z\"/></svg>",
    "mask_w": 264,
    "mask_h": 264
}]
</instances>
